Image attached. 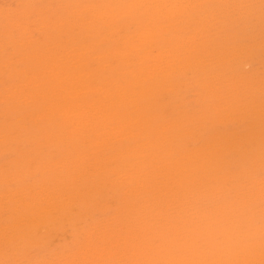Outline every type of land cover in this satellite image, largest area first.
Wrapping results in <instances>:
<instances>
[{
	"label": "bare ground",
	"instance_id": "bare-ground-1",
	"mask_svg": "<svg viewBox=\"0 0 264 264\" xmlns=\"http://www.w3.org/2000/svg\"><path fill=\"white\" fill-rule=\"evenodd\" d=\"M29 1V0H28ZM39 1V0H38ZM80 1V0H79ZM84 1V0H83ZM81 2L79 4H77L75 1V3L77 4L76 6L72 7V10H70L69 12V19H75V22L71 21L70 25H69V29L71 30H75V33L71 34V41L74 40L71 43V47H66L64 49L68 51L66 52V54L62 53V49L61 52L57 51V47L59 44L55 45L56 48H54L51 53H49L47 55V53H45L43 51V55L38 56L41 54H37L36 56V63L37 64H41L42 65V69H39V73L40 70L43 72L38 75V77H34V75H37V73L33 72L32 77L30 76H25L24 81H20L19 84L17 86H14L13 88V96L15 97V102L11 105H13V109L14 112H16L18 115L20 114V116H22L23 119H28V121L35 123V128L37 129L40 137L45 138V146L51 142H59L61 143V147H62V152L65 154L62 156L63 160H59L57 157V159L54 157V159L52 158L53 155L50 157V161L53 159L54 161H56V163L58 162L57 160H59L60 162V167H65L67 170V174L69 176L70 179H78L79 177L81 178L82 175L87 174L86 172H84V168L86 163L87 165H89L90 167L92 166V164L96 163V162H100L101 160H103V162H107L110 161L109 164H113L111 166H102V164L98 163L100 166L95 167V169L92 168L93 170H97V171H92L91 173H88V175L86 176H96V175H103V177H107L108 176V171L109 172H114L116 173V175H114V177H118V179H116L118 181V183L115 185L118 191H122L125 193V196L123 197V203L125 201V204L129 207L126 208V212L125 214H122V216L120 217L119 215H114L113 218L111 219L113 221V225L118 224L121 221H125L127 222L128 227H130L129 229H134L135 231H138L142 237V239L139 241H136L137 239V234L133 233L134 235H128L130 233L131 230H129L128 234H125L127 236L122 237L123 239V244H122V251H117L114 250L113 252H110L109 250L111 248H108L106 250H103L102 252L104 253V251L106 252H110L111 255L110 256H114V255H120L118 256V259H120L121 254L125 251V253L127 254V263L129 264H240L239 261H241V259L244 262V259L246 258L249 262H251L253 259L255 260L256 258L262 259L264 258V241L260 245L259 247L257 246V240H253L250 241L249 237L256 235L258 231H260L262 229L263 226L257 225V219L254 215H252L253 217H251L250 215H248V217L246 218V216H244L242 214V211H240V209L237 208H233V210H230V212H224L225 214H223L222 216L219 215V212H223V210L225 211L228 206H230L231 203H237L238 201L241 200V202L239 203L241 205L242 201L245 199L249 200H254L256 198H260V195H262L264 197V188L263 186H261V189H258L256 191L257 194H255V189L254 192H250L252 191V189L250 190H245V188H243V184L242 183L243 180L242 176H241V171L240 174L239 172L236 174L237 176L233 177L234 174L231 176V174H229V172H227V167L225 166V164H219L216 168H212L210 167V162H212V158H214L212 155L214 154L215 151L213 150H208L212 145H217L219 147V150L216 152H224V150L226 148L232 147L236 144V141L234 139H230L229 138H220V139H216L215 142L209 143V144H205V148H201L199 150H197L195 153H193V155L186 153L184 150V148L182 147V145L179 142H175V143H169L167 145H159V142L157 144V140L160 137V131L162 133V131H165L167 134L169 132L172 131V123L171 125L169 124V121L167 124L168 127L166 126V128H163L165 126H163L162 123V118L163 115L160 112V109L157 107L154 110L152 109V111H150L149 113L147 112H139L140 107H138L135 104H139L140 102L142 103V107L143 109H146V101L148 102L147 98H152L151 95H156L159 90L164 89V90H171L173 89V85L174 82H169L170 84L173 83L172 88L171 85L168 84V82L166 81V78L169 79V77L171 78V74L173 72H180L183 68H185V64H186V57L188 58V64L190 62V60H195L197 59V56L200 55V44H204L203 39L206 40V38H203L202 36L200 37V34L198 35L197 33L195 34H191L193 32H191L189 34L190 39L189 42L186 43V41H184L180 36H177V34L174 32L175 29H179L181 27H179L176 23L178 21H182V19H185L184 21H190L193 23H196L198 20H201V24H203L204 22H202V18L200 15H204L206 16H211V18H215V15L213 14L214 11V6H210L209 3L210 2H214L217 1V3H219L220 5H222L223 3L227 2V0H88L85 2ZM123 3H122V2ZM170 1H172L173 3H170ZM240 1V0H239ZM247 1V0H246ZM4 2V1H3ZM11 2V1H10ZM50 2V1H48ZM69 2V1H67ZM231 2V0H230ZM242 2V1H241ZM252 2V1H251ZM31 3V2H28ZM34 3V2H33ZM58 3V2H57ZM61 3V1H60ZM58 3V4H60ZM72 3V2H70ZM69 3V4H70ZM253 3V2H252ZM263 3V1H262ZM36 4V3H35ZM51 4V2H50ZM67 3H65L63 6L65 7ZM123 4V5H122ZM228 4V3H227ZM226 4V5H227ZM245 4V3H244ZM248 4V3H247ZM260 4V1H259ZM29 5V4H28ZM32 5V4H31ZM45 5V4H44ZM68 5V4H67ZM74 5V4H73ZM238 5V3H237ZM257 5V4H256ZM1 6V5H0ZM27 6V4H26ZM215 6H218V4H216ZM225 6V5H224ZM223 6V7H224ZM229 6V5H228ZM245 6V5H244ZM255 6V5H254ZM260 6V5H258ZM257 6V7H258ZM263 6V5H261ZM260 6V7H261ZM49 7V6H48ZM52 7V6H50ZM59 7V6H58ZM68 7V6H67ZM227 7V6H226ZM240 7V6H239ZM3 8V7H2ZM8 8V7H7ZM5 7V9H7ZM57 8V7H55ZM225 8V7H224ZM233 8V7H232ZM245 8V7H244ZM253 8V7H252ZM259 8V7H258ZM16 9V8H14ZM33 9V6H32ZM44 9V8H43ZM46 9L47 5H46ZM50 9V8H49ZM67 9V8H66ZM219 9V8H218ZM226 9V8H225ZM229 9V8H228ZM240 9V8H239ZM248 9V8H247ZM251 9V7H250ZM249 9V10H250ZM256 9V8H253ZM30 10V9H29ZM38 10V8H37ZM45 10V9H44ZM247 10V12L249 11ZM262 10V9H261ZM259 9V11H261ZM31 11V10H30ZM219 11V10H218ZM216 11V12H218ZM233 11V10H232ZM242 11H244L242 9ZM253 11V10H252ZM257 11V10H256ZM21 12H23L21 10ZM43 12V11H42ZM47 12V10H46ZM215 12V11H214ZM215 12V13H216ZM224 12V10H223ZM2 13V12H1ZM0 13V14H1ZM68 13V12H67ZM234 13V12H233ZM246 13V12H245ZM250 13V12H249ZM256 12H254L255 14ZM262 13V12H259ZM257 13V14H259ZM5 14V12H4ZM15 14V13H14ZM17 14V13H16ZM21 14V13H20ZM47 14V13H46ZM219 14V13H218ZM221 14V13H220ZM226 14V12L224 13ZM222 13V15H224ZM228 14V13H227ZM230 14V12H229ZM232 14V13H231ZM27 15V14H26ZM53 15V14H52ZM61 14L57 15V18H60ZM214 15V16H213ZM222 15H221V19H222ZM6 16V15H5ZM11 16V14L9 15ZM21 16V15H20ZM17 17V19H19V17ZM23 16V15H22ZM217 16V15H216ZM238 16V15H237ZM247 16V14H246ZM256 16V14H255ZM12 17V16H11ZM51 18V15L49 16ZM224 17V16H223ZM228 17V16H227ZM236 17V16H235ZM240 17V16H239ZM245 17V16H244ZM257 17V16H256ZM255 17V18H256ZM25 18V17H24ZM48 18V17H45ZM56 18V17H55ZM97 18H100L97 19ZM201 18V19H200ZM204 18V17H203ZM209 18V17H208ZM246 18V17H245ZM258 18V17H257ZM33 19V18H32ZM35 19H38V17ZM44 19V18H43ZM52 19V18H51ZM50 19V22H51ZM69 19H65V20H69ZM98 21H96V20ZM206 19V18H205ZM210 19V18H209ZM244 19V18H243ZM252 19V17H251ZM259 19V18H258ZM264 19V18H263ZM27 20V19H26ZM41 20V19H40ZM64 20V21H65ZM94 20L96 22H94ZM204 20V19H203ZM23 21V20H22ZM21 21V23H22ZM45 21V20H44ZM53 21V20H52ZM56 21V20H55ZM54 21V23H55ZM60 21V22H59ZM58 22L61 23H66V22H61V20H59ZM183 21V22H184ZM214 21V20H212ZM210 21V23L212 22ZM248 21V20H247ZM14 22V21H12ZM49 22V20H48ZM100 22V23H99ZM217 22V21H216ZM240 22V21H239ZM253 22V21H252ZM257 22V21H255ZM16 23V22H15ZM19 23V22H18ZM17 23V24H18ZM27 23V22H26ZM32 23V22H31ZM30 22L28 24H31ZM44 23V22H43ZM53 23V24H54ZM175 23V26H171V24ZM209 23V24H210ZM215 23V21H214ZM213 23V24H214ZM251 23V22H250ZM27 24V25H28ZM33 24V23H32ZM45 24V23H44ZM51 24V23H49ZM56 24V23H55ZM54 24V25H55ZM60 24H59V29H60ZM130 25H133L134 28L133 30L128 33L125 32L124 30H126V28ZM200 24V26H201ZM208 24V25H209ZM256 24V23H255ZM23 25V24H22ZM20 25V26H22ZM25 25V24H24ZM27 25H25V28H27ZM47 25V24H46ZM63 25L61 26V28H63ZM66 25V24H65ZM64 25V28H65ZM177 25V26H176ZM180 25V23H179ZM186 25V24H185ZM190 25V24H188ZM187 25V26H188ZM205 25V24H203ZM252 25V24H251ZM261 25V24H260ZM43 25H40V27ZM67 26V25H66ZM191 26V25H190ZM235 26V25H234ZM248 25H246L247 27ZM8 27V26H7ZM30 27H32V25H30L28 28V30L30 31ZM130 27V26H129ZM179 27V28H177ZM183 27V25H182ZM202 27V26H201ZM239 27V26H238ZM242 27V26H241ZM245 27V28H246ZM24 28V26H23ZM39 28V27H38ZM44 28V27H43ZM203 28V27H202ZM201 28V29H202ZM214 28V27H213ZM95 29V30H92ZM97 29V30H96ZM104 29V30H102ZM105 29H108V31H112L115 33V35L117 36L115 39H113V37L111 35H113L114 33L111 32V34H109V38H106L107 33H106V37H103V35L105 34ZM200 28L197 27V29L195 31H198ZM200 29V31H201ZM204 29V28H203ZM223 29V28H222ZM237 29V28H236ZM2 30V29H1ZM27 30V29H26ZM65 30V29H64ZM94 31L92 34L96 32H103L102 34H100V37H103L100 41L97 42L98 43H88L89 41H87L86 45L84 43V45H80L77 44V40L79 41V39L81 38L80 35L84 32V31ZM99 30V31H98ZM128 30V29H127ZM181 30V29H180ZM190 30V29H189ZM240 30V29H239ZM39 31V30H38ZM63 31V30H62ZM105 31V32H104ZM120 31H123V34H120ZM210 31V28H209ZM221 31V30H220ZM258 31V30H257ZM260 31V30H259ZM12 32V31H11ZM59 32V31H58ZM67 32V29H66ZM71 32V31H70ZM73 32V31H72ZM100 32V33H101ZM175 33V34H172ZM179 32V31H178ZM202 32V31H201ZM200 32V33H201ZM216 32V31H215ZM214 32V33H215ZM241 32V31H240ZM239 32V33H240ZM261 32V31H260ZM6 33V31H5ZM49 33V31H48ZM52 33V32H51ZM50 33V36L53 35ZM89 32H86V34ZM110 33V32H108ZM171 33V34H170ZM259 33V32H258ZM8 34V32H7ZM22 34V33H21ZM57 34V33H56ZM85 34V32H84ZM97 34V33H95ZM94 34V35H95ZM99 34V33H98ZM168 34V35H167ZM251 34V33H250ZM255 34V32H254ZM14 35V34H13ZM89 35V34H88ZM86 35V36H88ZM91 35V34H90ZM89 35V36H90ZM200 38H198V36ZM202 35V34H201ZM204 35H206L204 33ZM226 35V34H225ZM247 35V34H246ZM85 36V35H84ZM98 36V37H99ZM110 36L112 37L110 39ZM114 36V35H113ZM196 36L198 39H196ZM210 36V34H209ZM215 36V35H214ZM217 36V34H216ZM237 36V34H236ZM235 36V37H236ZM252 36V35H251ZM260 36V34H259ZM14 38V36H12ZM97 37V38H98ZM183 37V36H182ZM192 37V38H191ZM208 37V36H207ZM238 37V36H237ZM4 38V37H3ZM42 38V37H41ZM53 39V37H51ZM63 38V37H62ZM69 38H67L69 40ZM83 38V37H82ZM186 38V37H185ZM189 38V37H188ZM234 38V37H233ZM65 39V41L67 40ZM100 39V38H99ZM107 39V40H106ZM211 39V38H210ZM250 39V38H249ZM254 39V38H253ZM256 39V38H255ZM254 39V40H255ZM64 39L60 40L63 41ZM95 40V41H96ZM106 40V41H105ZM188 40V39H187ZM217 40V39H216ZM232 40V39H231ZM237 40V39H236ZM264 40V39H263ZM2 41V39H1ZM0 44L3 43V41ZM5 41V40H4ZM18 41H20L18 39ZM22 41V40H21ZM20 41V43H21ZM26 40H23V42ZM30 41V40H29ZM29 41L27 43H29ZM55 41H57V39H55ZM70 41V42H71ZM84 41H86L84 39ZM83 41V42H84ZM92 41V40H91ZM108 42L110 45H112L110 48H106V50H104V47L101 48V42ZM192 41V42H191ZM208 41V40H207ZM221 41V40H220ZM218 41V42H220ZM8 42V40H7ZM22 42V43H23ZM64 42V41H63ZM93 42V41H92ZM222 42V41H221ZM240 42V41H239ZM238 42V45H240V43ZM248 42V41H247ZM256 42V41H255ZM19 43V42H18ZM31 43V42H30ZM29 43V44H30ZM48 43V42H47ZM67 44V42H65ZM64 43V44H65ZM264 43V42H261ZM5 44V43H3ZM28 44V45H29ZM32 44V43H31ZM218 44V43H217ZM237 44V43H236ZM243 43H241L242 45ZM7 45V44H6ZM33 45V44H32ZM40 45V44H39ZM47 45V44H46ZM49 45V43H48ZM108 45V44H107ZM106 45V46H107ZM233 45V44H232ZM263 45V44H262ZM8 46V45H7ZM14 46V45H13ZM30 46V45H29ZM51 46V45H50ZM109 46V45H108ZM236 46V45H235ZM43 47V45H42ZM47 49V46H44ZM43 47V48H44ZM54 47V46H51ZM216 47V46H215ZM263 47V46H262ZM10 48V47H9ZM203 48V47H202ZM250 48V47H249ZM261 48V47H260ZM45 51H48L46 50ZM19 50V49H18ZM17 50V51H18ZM23 50V49H22ZM60 50V49H58ZM204 50V49H203ZM215 50H217L215 48ZM221 50V49H220ZM223 50V49H222ZM221 50V51H222ZM235 50V49H234ZM21 51V50H20ZM212 51V50H211ZM209 51V52H211ZM6 52V51H5ZM34 52V51H33ZM32 52V53H33ZM65 52V51H64ZM213 52V51H212ZM211 52V53H212ZM215 52V51H214ZM213 52V53H214ZM217 52V51H216ZM251 52V51H250ZM18 53V52H17ZM212 53V54H213ZM234 53V52H233ZM252 53V52H251ZM6 54V53H5ZM35 54V53H34ZM32 54V55H34ZM60 54H62V56H60ZM64 54V55H63ZM217 54V53H215ZM239 54V53H238ZM3 55V54H2ZM0 55V56H2ZM10 55V54H9ZM12 55V54H11ZM27 55V54H26ZM31 55V56H32ZM78 55V56H75ZM228 55V53H227ZM28 56V55H27ZM185 56V57H184ZM204 56V55H203ZM210 56V55H209ZM216 56V55H215ZM214 56V57H215ZM24 57V56H22ZM21 57V58H22ZM74 57V58H73ZM200 57V56H199ZM254 57V56H253ZM28 58V57H27ZM30 58V57H29ZM213 58L210 57V59ZM218 58V57H217ZM227 58V57H226ZM230 58V57H229ZM228 58V60H229ZM232 58V56H231ZM16 59V58H13ZM23 59V58H22ZM21 59V61H22ZM26 59V58H24ZM34 59V58H33ZM113 59V63L112 60ZM203 59V58H202ZM201 59V61H202ZM233 59V58H232ZM3 60V59H2ZM11 60V59H10ZM216 60V59H215ZM212 61V62H215ZM219 60V58H218ZM4 61V60H3ZM2 61V62H3ZM12 61V60H11ZM20 61V60H19ZM96 61V66L95 67H91L93 65V63L91 64V62ZM106 61V64H105ZM111 61V63H110ZM198 61V60H197ZM9 62V61H6ZM18 62V61H17ZM210 62V61H209ZM208 62V63H209ZM211 62V63H212ZM14 63V61H13ZM12 63V64H13ZM196 63V62H195ZM195 63L192 62V64L194 65ZM201 64V62H199ZM207 63V61H206ZM233 63V62H232ZM5 63L3 62V65ZM11 64V63H10ZM25 64V63H24ZM34 64V61H33ZM204 62H202V66H203ZM222 64V62H221ZM1 65V63H0ZM205 65V64H204ZM17 66V65H16ZM35 67V65H32ZM29 65V67H32ZM196 66V65H195ZM200 66V65H199ZM214 66V65H213ZM231 66V65H230ZM14 67V66H13ZM19 67V65H18ZM16 67V68H18ZM28 67V66H27ZM25 70L30 71V68H28ZM127 67H129V69H126ZM188 67V66H187ZM190 67V65H189ZM197 67V66H196ZM263 67V66H262ZM1 68V67H0ZM105 68L108 69V71H111L110 76L112 74V72L114 73L115 77L114 78H110V76H105V74H101V71H103ZM191 68V67H190ZM212 68V67H211ZM244 68V67H243ZM246 68V67H245ZM5 69V68H4ZM20 70L22 68H19ZM35 69V68H34ZM125 69V70H124ZM196 69V68H195ZM206 69V68H205ZM205 69H203L205 71ZM210 69V68H208ZM207 69V71H208ZM18 70V69H17ZM186 70V69H183ZM188 70V69H187ZM190 70V69H189ZM5 71V70H4ZM19 71V70H18ZM33 71V70H32ZM229 71V70H228ZM247 71V70H246ZM188 72V71H186ZM227 72V71H226ZM242 73V72H241ZM263 73V72H262ZM187 74V73H186ZM215 74V72H214ZM233 74V73H232ZM12 75V74H11ZM10 75V76H11ZM213 75V74H212ZM224 75V74H223ZM244 75V74H243ZM257 75V74H256ZM262 75V74H261ZM190 76V75H189ZM232 76V75H231ZM254 76V75H253ZM12 77V76H11ZM18 77V76H17ZM187 77V76H186ZM205 77L204 75L202 76V78ZM207 77V76H206ZM209 77V76H208ZM249 77V75H248ZM3 78V77H2ZM0 78V79H2ZM174 78V77H173ZM201 78V80H202ZM212 78V77H211ZM241 78V77H238ZM237 78V79H238ZM251 78V77H250ZM197 79V78H196ZM233 79V78H232ZM205 80V79H204ZM214 80V79H213ZM213 80H209V81H213ZM227 80V79H226ZM4 82V80H2ZM170 81V80H168ZM219 81V80H218ZM237 80H234V82H236ZM241 81V80H240ZM239 81V82H240ZM244 81V80H243ZM242 81V82H243ZM21 82L23 84H21ZM200 82V81H199ZM214 83H216L215 81H213ZM221 82V81H220ZM248 82V81H247ZM5 83V82H4ZM250 83V82H249ZM254 83V81L252 82ZM21 84V85H20ZM178 84L177 82L175 83V85ZM196 84V83H195ZM202 84V82H201ZM209 84V83H207ZM232 84V83H231ZM234 84V83H233ZM232 84V85H233ZM182 85V84H180ZM204 85V84H203ZM218 85V84H217ZM230 85V84H229ZM231 85V86H232ZM239 85V84H238ZM12 86V85H11ZM177 86V85H176ZM187 86V85H186ZM202 86V85H201ZM205 87L207 85H204ZM211 86V85H210ZM220 86V85H218ZM252 86V84H251ZM250 86V87H251ZM8 87V86H7ZM5 87V89L7 88ZM179 87V86H177ZM182 87V86H181ZM188 87V86H187ZM190 87V86H189ZM188 87V88H189ZM208 87V86H207ZM229 87V86H227ZM235 87V86H234ZM247 86H245L246 88ZM249 87V88H250ZM9 88V87H8ZM7 88V89H8ZM183 88V87H182ZM210 88V87H209ZM208 88V89H209ZM215 88V86H214ZM220 88V87H219ZM243 88H244V84H243ZM248 88V87H247ZM252 88V87H251ZM192 89V88H191ZM233 89V88H232ZM237 91V88H235ZM196 90V89H195ZM218 90V88H217ZM243 90V89H242ZM242 90L239 89V91L242 92ZM249 90V89H248ZM211 91V90H210ZM228 91V90H227ZM244 91V90H243ZM4 92V91H3ZM12 94L9 91H6V93ZM12 92V90H11ZM161 92V91H160ZM164 92V91H163ZM173 92V91H172ZM209 92V91H208ZM6 93H4L3 95H5ZM7 93V94H8ZM260 93V92H259ZM162 94V93H161ZM164 94V93H163ZM162 94V95H163ZM222 94V93H221ZM251 94V92H250ZM2 95V96H3ZM200 95V94H199ZM238 95V93H237ZM240 95V94H239ZM245 95H248L247 93ZM1 96V99L3 98ZM8 96V95H7ZM6 96V100L9 99V97ZM178 96V95H177ZM229 96V95H228ZM241 96V95H240ZM249 96V95H248ZM163 97V96H161ZM235 97V96H234ZM8 98V99H7ZM12 97H10L11 99ZM164 98H166V96H164ZM236 98V97H235ZM239 98V97H238ZM262 98V97H261ZM9 99V100H10ZM230 99V97H229ZM226 99V100H229ZM244 99V98H243ZM160 100V99H159ZM220 100V98L218 99ZM222 100V99H221ZM220 100V101H221ZM225 100V99H224ZM233 100V99H232ZM239 100V99H238ZM250 100V99H249ZM3 101V100H0ZM5 101V100H4ZM220 101L217 102L220 104ZM153 102V101H152ZM223 101H221L222 103ZM150 103V101H149ZM216 103V104H217ZM231 103V101H230ZM238 103V102H237ZM252 103V102H251ZM159 104V103H157ZM224 104V103H223ZM222 104V105H223ZM161 105V104H160ZM218 105V104H217ZM228 105V103H227ZM232 105V104H230ZM250 105V104H249ZM252 105V104H251ZM250 105V106H251ZM255 105V104H254ZM8 106V105H7ZM141 106V105H140ZM209 106V105H207ZM225 106H226V102H225ZM238 105H236L237 107ZM246 106V105H245ZM170 107V106H169ZM232 107V106H231ZM151 108V107H150ZM154 108V106H153ZM224 108V107H222ZM248 108V107H247ZM168 109V108H167ZM220 109V108H219ZM240 109V108H239ZM243 109V108H242ZM241 109V110H242ZM217 110V108H216ZM235 110V109H234ZM245 110V109H244ZM254 110V109H253ZM257 110V109H256ZM259 110V109H258ZM13 111V110H12ZM148 111V110H147ZM185 111V110H184ZM203 111V110H202ZM239 111V110H238ZM252 111V110H251ZM6 112V110H5ZM163 112V111H162ZM215 112V111H214ZM231 112V111H230ZM236 112V111H235ZM234 112V113H235ZM241 112V111H240ZM249 112V111H248ZM258 112V111H256ZM260 112V111H259ZM168 113V112H167ZM166 113V114H167ZM222 113V112H221ZM224 113V112H223ZM222 113V115H223ZM229 113V111H228ZM132 114V115H131ZM183 114V113H182ZM193 114V113H192ZM236 114V113H235ZM243 114V113H242ZM251 114V113H250ZM258 114V113H257ZM2 115V114H1ZM206 115V114H205ZM224 115H226L224 113ZM8 116V115H7ZM185 115V119H186ZM17 117V116H16ZM165 117V116H164ZM179 117V116H178ZM190 117V116H188ZM223 117V116H222ZM244 117V115H243ZM247 117V116H246ZM258 117V116H257ZM260 117V116H259ZM5 118V117H4ZM8 118V117H7ZM6 118V119H7ZM20 118V117H19ZM176 118V117H175ZM200 118V117H199ZM198 118V119H199ZM212 118V117H211ZM234 118V117H233ZM231 118V120L233 119ZM236 118V117H235ZM5 119V120H6ZM10 119V118H9ZM18 119V117L16 118ZM14 119V121L16 120ZM180 119V118H179ZM219 119V118H218ZM245 119H250V118H245ZM255 119V118H254ZM8 120V119H7ZM192 120V119H190ZM189 120V121H190ZM187 121V120H186ZM198 121V120H197ZM224 121V120H223ZM239 121V120H238ZM8 122L10 123V121L8 120ZM191 122V121H190ZM221 122V121H220ZM241 123V119L239 121ZM225 123V122H224ZM24 124V122H23ZM29 124V123H28ZM32 124V123H31ZM187 124V123H186ZM200 124V123H199ZM219 124V123H218ZM228 124V123H227ZM249 124V123H248ZM14 124H10L9 128H11ZM15 125H21L19 124V121H15ZM195 125V124H194ZM225 125V124H224ZM17 126V127H18ZM27 126V125H25ZM32 126V125H31ZM192 126V125H191ZM228 126V125H227ZM256 126V124H255ZM8 127V125H7ZM16 127V128H17ZM24 127V126H22ZM169 127L171 129H169ZM174 127V126H173ZM179 127V124H178ZM181 127V125H180ZM251 127V126H249ZM248 127V128H249ZM258 127V126H257ZM16 128H14L16 130ZM224 128V126H223ZM253 128V127H251ZM255 128V127H254ZM13 129V130H14ZM261 129V128H260ZM259 129V130H260ZM13 130H9L8 134L4 133L5 137L0 134V141H4L5 145H7L10 140L12 141V138H14V136L10 135V133L13 132ZM14 130V132H15ZM223 130V129H222ZM1 131V128H0ZM11 131V132H10ZM191 131V130H190ZM222 132V131H221ZM1 133V132H0ZM16 133V132H15ZM176 133V132H174ZM203 133V132H202ZM220 133V132H219ZM223 133V132H222ZM232 133V131H231ZM7 134V135H6ZM18 134V133H17ZM16 134V135H17ZM31 134V133H30ZM178 134V133H177ZM196 134V133H195ZM224 134V133H223ZM246 134V133H244ZM249 134V133H248ZM162 135V134H161ZM180 135V134H179ZM199 135V134H198ZM30 136V135H29ZM33 136V135H31ZM36 136V135H35ZM174 136V135H173ZM177 136V135H176ZM200 136V135H199ZM218 136V135H217ZM236 136V135H235ZM4 137V138H3ZM16 137V136H15ZM51 137H53V140H49L51 139ZM166 137V136H165ZM164 137V138H165ZM178 137V136H177ZM216 137V136H215ZM255 137V136H254ZM32 138V137H31ZM162 138V137H161ZM160 138V139H161ZM163 138V140H164ZM260 138V137H259ZM19 140H21L20 138H17ZM30 139V138H29ZM34 139V138H33ZM166 139V138H165ZM173 139H175L173 137ZM215 139V138H214ZM14 140V139H13ZM65 140V141H63ZM176 140V139H175ZM196 140V139H195ZM247 140V139H246ZM29 141V140H28ZM43 141V140H42ZM117 141H123V143L117 144L116 146H112L115 142ZM174 141V140H173ZM188 141V140H187ZM255 141V140H254ZM30 142V141H29ZM28 142V143H29ZM36 142H40V141H36ZM163 141L161 140V143ZM196 142V141H195ZM204 142V141H203ZM131 143L132 145L128 146L127 144ZM160 143V144H161ZM164 143V142H163ZM52 144V143H51ZM189 144V142H188ZM10 145V144H9ZM8 145V146H9ZM19 145V144H18ZM42 145V143H41ZM57 145V144H56ZM191 145V143H190ZM193 145V144H192ZM4 146V145H3ZM240 146V144H239ZM1 147V146H0ZM17 147V146H16ZM19 147V146H18ZM42 147V146H41ZM186 147V146H185ZM191 147V146H190ZM189 147V148H190ZM198 148V147H197ZM196 148V149H197ZM15 149V148H14ZM17 149V148H16ZM186 149V148H185ZM195 149V150H196ZM259 149V148H258ZM11 150V149H10ZM19 150V149H18ZM21 150V148H20ZM116 152L114 154L111 153V151H115ZM207 150V151H205ZM9 151V150H8ZM17 151V150H16ZM25 151V150H24ZM228 151V150H227ZM15 152V151H14ZM21 152V151H20ZM44 152V151H43ZM107 152H110L109 154H107ZM3 153V152H2ZM19 153V152H18ZM260 153V152H259ZM226 154V152H225ZM10 155V154H9ZM56 155V154H55ZM61 155V154H60ZM179 156V158H181L182 160H186L184 161V163H182V166L180 165V168H178V166L176 163V157ZM231 156V155H230ZM257 156V155H256ZM21 157V156H20ZM25 157V156H24ZM37 157V156H36ZM35 157V158H36ZM226 157V156H225ZM224 157V158H225ZM17 158V157H16ZM15 158V159H16ZM27 158V157H26ZM32 158V156H31ZM30 158V159H31ZM34 158V156H33ZM40 158V157H39ZM60 158V157H59ZM223 158V157H222ZM261 158V157H260ZM21 159V158H20ZM24 159V158H23ZM29 160V158H27ZM26 159V160H27ZM56 159V160H55ZM44 160V158H43ZM179 160V159H178ZM217 160V159H216ZM222 160V159H221ZM225 160V159H224ZM239 160V159H238ZM21 160H19L20 162ZM31 161V160H30ZM33 161V160H32ZM39 161V160H38ZM49 162L51 165L50 167L55 166V162ZM215 161V160H214ZM263 161V160H262ZM17 161H15L16 163ZM26 162V161H25ZM24 162V163H25ZM40 162V161H39ZM38 162V163H39ZM86 162V163H85ZM113 162V163H112ZM188 162V163H187ZM222 162V161H221ZM256 162V161H255ZM260 162V161H259ZM30 162H28L29 164ZM32 163V162H31ZM30 163V164H31ZM33 163H35L33 161ZM187 163V164H186ZM226 163V162H225ZM4 164V163H3ZM1 163V165H3ZM21 164V163H20ZM43 164H47L44 163V161L42 162V166ZM85 164V165H84ZM93 164V165H94ZM105 164V163H104ZM186 164V165H185ZM217 164V163H216ZM257 164V163H256ZM19 165V164H18ZM69 165V166H68ZM97 165V164H96ZM10 166V165H9ZM29 166V165H28ZM27 166V167H28ZM58 166V167H59ZM89 166H87L86 168H89ZM246 166V165H245ZM1 167V166H0ZM16 167V166H15ZM31 167V166H30ZM46 165H44V169H42L43 171L46 170L45 169ZM49 167V165H48ZM47 167V168H48ZM52 167V168H54ZM82 170H80V169ZM231 168V167H230ZM259 168V167H258ZM4 170V167L1 168ZM20 169V168H19ZM29 169V168H28ZM36 169V168H34ZM49 169V168H48ZM47 169V170H48ZM59 169V168H58ZM79 169V170H78ZM173 169L176 170L175 172H173ZM254 169V167H253ZM252 169V171H253ZM40 170L42 173L43 171ZM89 170V169H88ZM5 171V170H4ZM10 171V170H9ZM19 171V170H18ZM17 171V172H18ZM87 171V169L85 170ZM244 171V170H243ZM246 171V170H245ZM244 171V172H245ZM258 171V170H257ZM33 172V171H32ZM49 172V170H48ZM56 172V170H55ZM81 174H80V173ZM261 172V171H260ZM264 172V171H263ZM262 172V173H263ZM6 173V172H5ZM108 173V174H107ZM175 173V175L173 174ZM233 173V172H232ZM7 174V173H6ZM25 174V173H24ZM27 174V173H26ZM35 174V173H34ZM32 174V175H34ZM204 175L203 180L200 183H197L195 180L197 177ZM243 174V173H242ZM5 176V174H3ZM2 175L1 179L3 178H7L6 176L4 177ZM19 175V172H18ZM16 173V176H18ZM55 175V173H54ZM57 175V174H56ZM259 175V174H258ZM53 176V175H52ZM59 176V175H58ZM61 176V175H60ZM59 176V177H60ZM101 176L99 178H101ZM249 175H247L248 177ZM252 176V175H251ZM253 175V179H254ZM14 177V175H13ZM22 177V176H21ZM98 177V176H97ZM113 177V178H114ZM232 177V179L230 178ZM260 177V176H259ZM24 178V177H23ZM41 178V177H40ZM51 178V177H50ZM61 178L64 179V177L61 176ZM79 178V179H80ZM82 178H84V176H82ZM91 179L94 177H90ZM111 178V179H113ZM252 178V177H251ZM8 179V178H7ZM6 179V180H7ZM52 179V178H51ZM59 179V178H58ZM61 179V180H63ZM97 179V178H96ZM198 179V178H197ZM201 179V178H200ZM257 179V177H256ZM259 179V178H258ZM262 180H264L263 178H261ZM10 180V179H9ZM7 180V181H9ZM100 180V179H99ZM98 180V181H99ZM109 180V179H108ZM245 180V179H244ZM250 180V179H249ZM248 180V181H249ZM17 181V178H16ZM66 181V180H65ZM64 181V182H65ZM96 182V180H94ZM102 181V180H101ZM114 181V180H113ZM112 181V182H113ZM116 181V182H117ZM247 181V180H246ZM2 182V180H1ZM11 182V180H10ZM14 182V181H12ZM70 182V181H69ZM67 183L62 185L63 181L60 182L59 184L56 185V187H58L60 194L58 196H54L51 192V190L49 189V191L47 190L45 193L42 192L43 194H41V196L39 197V195H37L39 198L35 200L31 199V201L27 198L26 202H24V200L20 199V203L18 202L19 205L15 204L14 202H12L13 204L17 205L15 207V210L17 208H28L30 206V211H32V207L33 208H39L37 209L38 212L40 210V212H44V205L41 207V203H45L48 202V200H51L50 202V208L52 207H56L51 203H56L60 204L61 202V196L64 194L66 198V195L68 197V192H70V194H73L72 196L69 195V199H71L70 197H72L73 199H71L73 202L82 204V201H86L90 200L91 197V190L89 188V186L87 185V188L85 189L84 187L80 188L83 190L80 191L78 190L79 188L76 189V183ZM76 182V181H75ZM252 182V181H251ZM256 182V181H255ZM259 182V181H258ZM5 183V181H4ZM8 183V182H7ZM6 183V184H7ZM99 183H101L99 181ZM103 183V182H102ZM110 183V182H109ZM139 184L140 187L143 186L144 188H146V191H149L150 194L152 195L150 202H148V200L139 203L140 205L138 207H132L131 205L134 204V202L138 199V195H140L133 187L136 186H132V184ZM215 183V184H214ZM260 183V182H259ZM261 183H264V181H262ZM26 184V183H25ZM30 184V183H29ZM35 184V183H33ZM37 184V183H36ZM41 184V183H40ZM88 184V183H86ZM111 184V183H110ZM5 185V184H4ZM28 185V184H26ZM44 185V184H43ZM48 185V184H47ZM104 185V184H103ZM113 185V186H114ZM138 185V186H139ZM198 185V187H197ZM201 185V187H200ZM260 185V184H259ZM264 185V184H262ZM23 186V185H22ZM45 186V185H44ZM52 186V185H51ZM50 186V187H51ZM55 186V185H54ZM256 186V185H255ZM16 187V186H15ZM28 187V186H25ZM43 187V186H42ZM49 187V188H50ZM95 187V186H93ZM140 187L138 189H140ZM204 187V191L203 188ZM245 187V186H244ZM249 187V186H248ZM4 188V187H3ZM1 188V190L3 189ZM9 188V187H8ZM34 188V187H33ZM32 188V189H33ZM45 188V187H44ZM48 188V187H47ZM53 188V186H52ZM143 188V189H144ZM202 188V189H201ZM255 188V187H254ZM258 188V186L256 187ZM10 189V188H9ZM20 189V188H19ZM22 189V188H21ZM31 189V190H32ZM85 189V190H84ZM92 189V188H91ZM101 189V188H100ZM123 189V190H122ZM142 189V190H143ZM0 190V191H1ZM5 190V189H4ZM12 190V189H10ZM16 191V189H14ZM18 190V188H17ZM37 190V189H36ZM34 190V192L36 191ZM44 191V189H39V191ZM46 190V189H45ZM8 191V190H7ZM22 191V190H21ZM24 191V190H23ZM22 191V193H23ZM38 191V192H39ZM74 191V192H73ZM144 191V190H143ZM196 191V192H195ZM2 192V191H1ZM4 192V191H3ZM11 193L14 191H10ZM9 192V194H10ZM25 192V191H24ZM36 192V193H38ZM80 192V193H79ZM103 192V191H102ZM109 192V191H107ZM206 194V198H211V203L208 204V206L206 208H204L201 212L199 210V207L196 208L194 206H192L193 211L191 212V207L190 210L188 212H190L191 214H189V216H186L188 218H185V213L186 208L185 204H187L186 201H188L189 199L187 197H193L195 198L196 195L200 196L202 195V193ZM16 193V192H15ZM19 193V192H18ZM17 193V194H18ZM30 193V192H29ZM32 191H31V195H32ZM35 193V196H36ZM41 193V192H40ZM58 193V192H57ZM96 194H101L99 189L97 191H95ZM123 193V194H124ZM142 193V192H141ZM200 193V194H199ZM4 194V193H3ZM5 194L7 195V192H5ZM34 194V193H33ZM1 195V194H0ZM16 194H12L10 196H14ZM44 195V196H43ZM143 195V194H142ZM2 196V195H1ZM0 196V197H1ZM17 196V195H16ZM23 197V195H21ZM20 196V197H21ZM144 196V195H143ZM187 196V197H185ZM257 196V197H254ZM261 196V197H262ZM15 197V196H14ZM13 197V198H14ZM19 194H18V198ZM31 197H34L31 196ZM146 197V196H145ZM201 197V196H200ZM262 197V198H263ZM3 198V197H1ZM5 198V197H4ZM9 197H6V199ZM64 198V199H65ZM79 198V199H77ZM203 198V197H201ZM225 199V202L223 203V205H218L219 200L220 199ZM5 199V200H6ZM10 199V198H9ZM16 199V198H15ZM23 199V198H22ZM42 200V202H37L38 200ZM63 199V198H62ZM69 199H67L69 201ZM131 199H134L133 202H131ZM188 199V200H187ZM197 200V197L195 198ZM194 199V200H195ZM199 199V198H198ZM222 199V200H223ZM3 200V199H2ZM19 200V199H18ZM28 200V201H27ZM96 202L99 201L98 198L95 199ZM107 200V199H106ZM105 200V201H106ZM113 200V199H112ZM144 200V199H143ZM142 200V201H143ZM4 201V200H3ZM1 201V202H3ZM13 201V199H12ZM23 201V202H22ZM53 201V202H52ZM71 201V202H72ZM191 201V200H190ZM0 202V203H1ZM6 203L8 202L5 201ZM4 202V204L6 205V203ZM48 202V203H49ZM64 202V201H63ZM70 202V201H69ZM72 202V203H73ZM100 202V201H99ZM104 202V201H102ZM101 202V203H102ZM108 202V201H107ZM114 202V201H113ZM113 202L111 204H113ZM140 202V201H139ZM148 202V203H147ZM204 202V201H203ZM202 202V203H203ZM206 202V201H205ZM204 202V203H205ZM223 202V201H222ZM247 202V201H246ZM260 205L263 204V201H260ZM68 203V202H66ZM196 203V201H195ZM208 203V202H207ZM3 204V203H2ZM2 205L4 208L6 207L5 205ZM39 205L34 206V205ZM95 205H98L97 203H94ZM104 204V203H103ZM155 204V205H154ZM201 204V203H200ZM200 204L197 205L200 206ZM46 205V204H45ZM48 205V204H47ZM47 205L45 206V208H47ZM52 205V207H51ZM65 202L62 204V207H65ZM70 204H68L69 206ZM191 205V204H190ZM249 205V204H248ZM253 205V204H252ZM264 205V204H263ZM1 206V204H0ZM13 207V205H11ZM105 204L103 205L104 208ZM109 206V205H108ZM113 206V205H112ZM115 206V205H114ZM134 206V205H133ZM137 206V205H136ZM175 207V210L178 209L179 210V216L178 217H169V215L167 214L168 210L170 209V207ZM189 206V205H188ZM257 206V205H256ZM8 207V206H7ZM61 207V205H60ZM187 207V206H186ZM204 207V206H203ZM211 207V208H208ZM236 207V206H235ZM239 207V205H238ZM49 208V206H48ZM100 208V207H99ZM120 208V207H119ZM118 208V209H119ZM212 208H214V213H211ZM240 208V207H239ZM251 208V207H250ZM262 208V207H261ZM7 209V208H6ZM5 209V210H6ZM14 209V208H13ZM36 209H33L36 211ZM58 208H53L52 211L56 210ZM106 209V208H105ZM123 209V207H122ZM28 210V209H27ZM51 209H48L46 211H49ZM72 210V209H71ZM70 210V211H71ZM74 210H75V206H74ZM84 210V208H83ZM88 210V209H87ZM116 210V209H115ZM120 210V209H119ZM125 210V209H123ZM174 210V211H175ZM243 210V209H242ZM259 210V209H256ZM4 210L2 209L1 212H3ZM17 211V210H16ZM15 211V212H16ZM29 211V214H31ZM46 211L44 213H46ZM244 211V210H243ZM14 212V211H13ZM33 212V211H32ZM37 212V211H36ZM38 212L36 213L37 215H39L38 217H42V213L38 214ZM66 212V210H65ZM79 212V211H78ZM105 212V211H104ZM22 213V211H21ZM48 213V212H47ZM49 213H52L49 211ZM111 213V212H110ZM115 213V212H114ZM118 214L120 213L117 212ZM178 213V212H177ZM7 214V213H6ZM12 214V213H11ZM18 213H16L17 216ZM25 214V213H24ZM57 214V213H56ZM81 214V213H80ZM91 214V213H90ZM187 214V213H186ZM199 214V216H198ZM222 214V213H221ZM264 214V213H263ZM60 215V214H59ZM69 215V214H67ZM172 215V214H171ZM175 215V214H174ZM177 215V214H176ZM3 215H1L2 217ZM6 216V215H5ZM4 216V217H5ZM15 216V215H14ZM36 216V215H33ZM33 216L30 218L32 219ZM53 216V215H52ZM51 216V217H52ZM91 216V215H89ZM150 216H152L154 218V222L153 224L150 223V225L152 224V227L150 225H148V218L150 219ZM250 216V217H249ZM0 217V219H1ZM3 217V218H4ZM22 217V216H20ZM30 217V215H29ZM37 217V218H38ZM92 217V216H91ZM107 217V216H106ZM104 216V219L106 218ZM110 218L112 216H109ZM109 217H107V220H109ZM7 218V217H6ZM10 218V217H9ZM8 218V219H9ZM15 218V217H14ZM13 218V221H15ZM28 218V217H27ZM35 218V217H34ZM43 218V217H42ZM47 218V217H46ZM53 218V217H52ZM64 219V217H62ZM69 218V217H68ZM124 218V219H122ZM171 218V219H170ZM198 218H203L202 220H200L201 225L199 226L197 223V219ZM19 219V217L17 218V220ZM26 219V218H24ZM22 218V220L25 222L26 220H24ZM40 219V218H39ZM44 219V218H43ZM67 219V217H66ZM263 219V218H262ZM6 220V219H5ZM4 220V221H5ZM28 220V219H27ZM34 221V219H32ZM100 220V219H99ZM7 221V220H6ZM19 221V220H18ZM23 221H19V222H23ZM30 221V220H29ZM33 221L29 222L32 223ZM89 221V220H88ZM103 221V220H101ZM100 221V222H101ZM110 221V220H109ZM260 221V220H259ZM1 222V220H0ZM28 222V221H27ZM26 222V223H27ZM36 225L38 224L37 221ZM42 222V221H41ZM45 222V221H44ZM43 222V223H44ZM47 222V220H46ZM96 222V220H95ZM111 222V221H110ZM109 222V223H110ZM12 223V221H11ZM34 223V222H33ZM32 223V224H33ZM56 223V222H54ZM82 223V221H81ZM88 223V222H87ZM98 223V222H97ZM104 223V221H103ZM108 223V222H107ZM107 223H105V226L108 225ZM122 223V222H121ZM124 223V222H123ZM261 223V222H260ZM15 222L12 224L14 225ZM19 225H21L20 223H17ZM15 224V225H17ZM23 224V223H22ZM42 224V223H41ZM41 224L39 225V227H41ZM76 226L77 224L79 225L80 223H75ZM4 225V223L2 224ZM11 225V226H12ZM14 225V226H15ZM29 225V224H28ZM34 225V224H33ZM67 225V224H66ZM90 225V223L88 224V226ZM93 225V224H91ZM90 225V226H91ZM104 226V224H101ZM126 225V224H125ZM45 226V225H44ZM98 225H96L95 223V228ZM100 226V225H99ZM98 226V227H99ZM110 226V225H109ZM159 227V230L154 231L155 227ZM2 227V226H1ZM6 227H8V224H6ZM10 227V225H9ZM8 227V228H9ZM19 227V226H18ZM25 227V225L23 226ZM27 227V226H26ZM43 227V225H42ZM65 227V225H64ZM80 227V226H79ZM120 227H123V225ZM118 227V228H120ZM127 227V228H128ZM132 227V228H131ZM31 228V227H30ZM38 228V227H37ZM46 228V226H45ZM89 228V227H88ZM100 228V227H99ZM97 228V229H99ZM112 228V227H111ZM264 228V227H263ZM4 229V227L2 228ZM13 229V227H12ZM15 229V228H14ZM21 229V228H20ZM23 229V228H22ZM39 229V228H38ZM37 229V230H38ZM42 229V228H41ZM48 229V228H47ZM77 229H79L77 227ZM91 229V227L89 228ZM93 230L94 227H92ZM91 229V230H92ZM96 229V230H97ZM106 229V231L108 230V228H104ZM115 228L113 227V230ZM117 229V228H116ZM36 230V229H35ZM36 230V231H37ZM68 231V229H66ZM87 230V229H86ZM92 230V231H93ZM112 230V231H113ZM123 230V229H122ZM125 230V229H124ZM123 230V231H124ZM134 230H132L134 232ZM9 231V229H8ZM33 231V230H31ZM40 231V230H39ZM82 231V230H81ZM85 231V230H84ZM103 231V230H102ZM106 231L102 234V237L105 238L104 234L106 233ZM111 231V232H112ZM117 231V230H116ZM2 234H6L4 233V231ZM10 232H14V231H10ZM28 232V231H27ZM77 231H75L76 234ZM109 232V231H108ZM126 232V231H125ZM128 232V231H127ZM9 233V232H8ZM23 232L20 233V236H24L25 234L22 235ZM53 233V232H51ZM50 233V234H51ZM95 233V232H94ZM97 233V232H96ZM118 233V232H117ZM189 233V234H187ZM259 233V232H258ZM262 233V231H261ZM1 234V233H0ZM11 234V233H10ZM13 234V233H12ZM29 234V233H28ZM38 234V231H37ZM110 234V233H109ZM108 234V235H109ZM114 234V232H113ZM121 233H119L120 235ZM260 234V233H259ZM3 235V236H4ZM8 235V234H7ZM15 237V234H13ZM19 235V234H18ZM30 235V234H29ZM69 235V234H68ZM92 235V234H90ZM95 235V234H94ZM93 235V236H94ZM112 235V233H111ZM110 235V236H111ZM221 236V247L219 249H217L216 247H212L208 252L210 253V251L212 249H214L213 253H211V255H206L205 254V250L201 251L200 249H196L198 246H196V248H193V250L190 248V246L192 244H195L196 241H198V239H201V236H205V238L207 239H212L213 237L215 238V236ZM2 236V235H0ZM9 236V235H8ZM11 236V235H10ZM27 236V234H26ZM38 236V235H37ZM36 236V237H37ZM85 236V234H84ZM112 236H116V235H112ZM123 236V235H121ZM218 236V237H219ZM259 236V235H258ZM262 236V235H261ZM11 238V240L14 241L15 238ZM18 237V236H17ZM30 237V236H29ZM46 237V236H45ZM80 237V236H79ZM88 237V235H87ZM98 238V235L96 236ZM155 237V238H154ZM32 238V237H31ZM83 238V237H82ZM90 238V237H89ZM119 237H116V239H118ZM6 242L8 238H4L3 240ZM25 239V238H24ZM36 239V238H35ZM34 239V240H35ZM91 239V238H90ZM94 238H92L90 241L86 240L85 242H87V247L90 249L91 247H94L96 249H99V247L97 245H95L96 243L93 244ZM102 239L103 242L106 240ZM115 239V237H114ZM115 239V240H116ZM120 239V238H119ZM152 243H156L155 241L158 242V245H155L158 247V250L155 251L156 254H151L153 252V245ZM204 239V238H203ZM109 240V239H107ZM106 240V242H107ZM154 240V241H153ZM252 240V239H251ZM2 240H0L1 242ZM3 241V243H5ZM12 241V242H13ZM17 241V240H16ZM28 241V240H27ZM30 241V239H29ZM97 242L99 241L96 240ZM95 241V242H96ZM122 241V240H121ZM215 241V240H214ZM32 242V241H31ZM116 242V241H115ZM114 242V243H115ZM119 242V241H118ZM204 242V240L202 241ZM201 242V243H202ZM2 243V242H1ZM35 243V242H34ZM37 243V242H36ZM39 243V242H38ZM41 243V241H40ZM84 243V242H83ZM82 243V244H83ZM113 243V244H114ZM121 243V242H119ZM118 243V244H119ZM150 243V244H149ZM213 243V242H212ZM211 243V244H212ZM8 244V243H6ZM14 244V243H12ZM49 244V243H48ZM99 244V243H98ZM105 244V243H103ZM102 244V245H103ZM110 244V243H109ZM157 244V243H156ZM204 244V243H203ZM17 245V244H16ZM16 245L13 247L15 248ZM50 245V244H49ZM80 245V244H79ZM95 245V246H94ZM115 245V244H114ZM113 245V246H114ZM180 245H186L185 247V251L184 252H179L178 250H181ZM209 245V244H208ZM1 246V245H0ZM3 246V244H2ZM6 246V245H4ZM3 246V247H4ZM8 246V245H7ZM19 246V245H18ZM17 246V247H18ZM41 246V245H40ZM40 246H38V248L36 247L37 250L39 249V254H40ZM69 246V245H68ZM82 246V245H81ZM86 246V243H85ZM98 248H97V247ZM107 246V245H105ZM111 245H109L110 247ZM207 245H205L206 247ZM210 246V245H209ZM2 247V248H3ZM42 247H44L42 245ZM49 247V246H48ZM47 247V248H48ZM64 247V246H63ZM62 247V248H63ZM79 247V248H83ZM112 247V246H111ZM116 247V246H114ZM192 247V246H191ZM204 247V246H203ZM218 247V246H217ZM7 248V247H6ZM73 248V247H72ZM71 248V249H72ZM103 248V247H102ZM260 248L258 251L257 249ZM5 249V247H4ZM67 249V248H66ZM65 249V250H66ZM78 249V248H77ZM76 249V250H77ZM85 249V247L83 248ZM95 249V250H96ZM105 249V248H104ZM196 251H195V250ZM27 250V249H26ZM42 250V248H41ZM64 250V249H63ZM87 250V249H85ZM80 251L81 254H86L84 252L86 251ZM119 250V249H118ZM1 251V248H0ZM6 250H3V252ZM11 251V250H10ZM14 251V250H13ZM31 251V250H30ZM28 250V254L31 255V253ZM44 251V250H43ZM73 251V252H72ZM72 251H68L69 253H73L75 250ZM79 251V249L77 250ZM94 251V249L92 250ZM35 252V251H34ZM47 252V251H46ZM45 252V253H46ZM56 252V251H55ZM67 252V253H68ZM79 252V253H80ZM207 252V250H206ZM212 252V251H211ZM12 254L15 252H11ZM10 253V256H11ZM27 253H25V255H27ZM58 253V252H57ZM69 253L67 255H69ZM88 253L89 249H88ZM95 253V251L93 252ZM97 253L100 256V251ZM102 253V254H103ZM42 254V253H41ZM40 254V255H41ZM50 254V253H49ZM56 254V253H55ZM60 254V252H59ZM64 254V253H63ZM71 254V255H73ZM79 254V256L77 258H79L81 256V258L86 256L84 255L82 257V255ZM106 254V253H105ZM1 255V254H0ZM3 255V254H2ZM5 255V254H4ZM3 255V256H4ZM18 254H16L15 256L17 257ZM24 255V257H25ZM65 255V254H64ZM63 255V256H64ZM71 255L69 258H71ZM78 255V254H77ZM87 255V254H86ZM95 255V254H94ZM93 254H91V259L94 257ZM106 255V256H109ZM123 255V254H122ZM256 255V256H255ZM2 256V257H3ZM6 256V255H5ZM4 256V257H5ZM14 256V258H15ZM19 256V255H18ZM28 256V255H27ZM26 258H29V256ZM43 256V255H42ZM56 256V255H54ZM52 256V259H54L55 257ZM58 256V255H57ZM74 256V255H73ZM76 256V255H75ZM74 256V257H75ZM89 256V255H87ZM96 256V255H95ZM105 256V257H106ZM1 257V258H2ZM7 257V256H6ZM9 257V256H8ZM12 257V256H11ZM22 257V256H21ZM32 257V255H31ZM45 257V256H44ZM54 257V258H53ZM62 257V256H61ZM89 257V259H90ZM160 257H164V259L160 258ZM19 258V257H18ZM17 258V259H18ZM23 258V257H22ZM25 258V259H26ZM35 258V256L33 257ZM40 258V257H38ZM60 258V257H59ZM56 258V259H59ZM114 258V257H113ZM117 258V257H116ZM122 258V257H121ZM17 259H13V261L17 262ZM20 259V258H19ZM51 259V258H50ZM61 259V258H60ZM68 260V258H65ZM76 259V258H75ZM84 259V260H85ZM90 259V260H91ZM96 259V258H95ZM100 259V258H99ZM6 260V259H5ZM27 260L30 261L29 259H26L25 263L27 262ZM40 262H43L45 264H47L44 260L42 261L41 258L39 259ZM39 260L37 259V262L39 264ZM47 260V257H46ZM49 260V259H48ZM64 260V261H67ZM103 260V259H102ZM121 260V259H120ZM2 261V259H1ZM4 261V259H3ZM7 261V260H6ZM6 261L5 264H6ZM51 261V260H50ZM57 261V260H55ZM53 260V262H55ZM59 261V260H58ZM61 262H63L62 260H60ZM69 261V260H68ZM71 261V260H70ZM69 261V262H70ZM80 261H83L82 259H80ZM89 260H87L88 262ZM126 261V260H125ZM246 261V260H245ZM18 262H21L20 260ZM17 262V263H18ZM33 262V260H32ZM75 262V260H74ZM84 262V261H83ZM86 262V260H85ZM84 262V264H85ZM95 262V261H93ZM97 262V261H96ZM100 263H103L101 261H99ZM105 262V261H104ZM115 262V261H114ZM114 262L112 264H114ZM242 262V263H243ZM23 262V264H25ZM42 263V264H43ZM56 264L58 262H55ZM71 263V262H70ZM76 263V262H75ZM82 263V262H80ZM99 263V264H100ZM116 263V262H115ZM254 263V262H253ZM3 264V263H1ZM10 264V263H9ZM12 264H14L12 262ZM20 264V263H19ZM27 264V263H26ZM30 264V262H29ZM33 264V263H31ZM37 264V263H36ZM50 264H54V263H50ZM65 264V263H64ZM73 264V261L72 263ZM79 264V260L78 263ZM83 264V263H82ZM90 264V263H89ZM96 264V263H95ZM98 264V262H97ZM108 264V263H107ZM117 264V263H116ZM121 264V263H120ZM126 264V263H124ZM245 264V262H244Z\"/></svg>",
	"mask_w": 264,
	"mask_h": 264
},
{
	"label": "rangeland",
	"instance_id": "rangeland-1",
	"mask_svg": "<svg viewBox=\"0 0 264 264\" xmlns=\"http://www.w3.org/2000/svg\"><path fill=\"white\" fill-rule=\"evenodd\" d=\"M4 1V2H3ZM11 1V2H10ZM50 1V2H48ZM61 1V3H60ZM69 1V2H67ZM81 3L83 0H0V41L2 39L3 43L5 44H0V100H3V101H0V128H1V133L3 136L5 135L4 133H7L8 134V131L9 130H13L14 128H16L18 125H15V121H19V124H22V127L21 125H19L15 132L13 130L12 133H10L11 137L12 135L14 136V138H12V141L10 140V142L5 145L4 141H0V190L1 188H3L1 191H0V217L1 215H3L1 217V222H0V240H2L0 242V248H1V251H0V264L3 263L5 264L4 261H6V264H12V262L14 264H23V262L25 263L26 259H29L30 258V261L27 260V264H30L33 263V264H38L37 262V259L39 260L41 258V260L43 261L44 258V262L47 261L46 263L47 264H50V263H54L56 264L55 262H58L57 264H71L72 261H73V264H77L78 263V260H79V264H84L85 260V264H98L100 263L99 261L103 262V263H100V264H112L114 261L117 263V264H129L127 263V254L125 253V251L121 254V257L119 260L118 259V256L120 255H114V256H110L111 253L110 252H113L114 250H117V251H122L123 247H122V242H123V239L122 237H125L127 235L125 234H128L129 233V230L130 233L128 235H134L133 233L137 234V240L136 241H139V239L141 240L142 237L140 235V233L138 231H135L132 227V229H129L130 227H128L127 225V222L125 221H121L119 222L118 224L116 225H113V221L111 220L113 218L114 215H119L120 217L122 216V214H125L126 212V208H129L126 204H125V201L123 203V197L125 196V191L122 192V191H118L117 188H116V184L118 183V181L116 179H118V177H114V175H116V173H114L113 171L112 172H109L111 170L108 171V176L107 177H103V175H96V176H90V177H94V178H90L89 176H86L88 175V173H91L92 171H97V170H93L91 169L92 166L93 168L95 169V167H98L100 166L98 163L102 164V166H111L113 164H109L110 161H105L103 162V160H101L100 162H96L94 165L92 164V166L90 167L89 165H85V167L83 166L84 168V172H86L87 174H84L82 176H84V178H81L79 179H70L69 176H68V172L66 170L65 167H60V162L59 160H63L62 159V156L65 155L63 152H62V147H61V143L59 142H51L49 144H46V140L45 138L43 137H40L37 129L35 128V123L33 122H30L28 121V119H23L22 116H20V114L18 115L16 112H14V109H13V104L15 102V97L13 96V89L12 92L10 90V88H13L14 86H17L19 84L20 81H24L23 78H25V76H29V74H33V72L37 73L39 71V69H42V65L39 63L37 64L35 61H36V56L37 54H41L38 55V56H41L45 53H47V55L49 53H51L52 51L50 50H53L55 47V45L59 44L58 47H57V50L55 52H61V49H62V53L66 54V52L68 51V48L67 50L64 49L66 47H71V43L75 40H72L71 41V34L72 33H75V30H71L69 29V25L71 23V21L75 22V19H69V12L70 10H72L71 6L74 7L76 6L77 4ZM85 1H88V0H84L83 2ZM177 1V0H175ZM242 1V2H241ZM253 3H252V2ZM259 1H260V4H259ZM263 1V3H262ZM28 2H31V3H28ZM34 2V3H33ZM60 4H58V3ZM72 2V3H70ZM122 2V1H121ZM36 3V4H35ZM65 3H67L65 5V7L63 6ZM70 3V4H69ZM123 3V2H122ZM170 3H173L172 1H170ZM228 3V4H227ZM238 3V5H237ZM245 3V4H244ZM248 3V4H247ZM27 4V6H26ZM29 4V5H28ZM32 4V5H31ZM45 4V5H44ZM74 4V5H73ZM213 4V5H212ZM216 4H218V6H215ZM227 4V5H226ZM257 4V5H256ZM46 5H47V8L46 9ZM123 5V4H122ZM209 5L211 6H214V11H218V12H214L213 11V14L215 15V18H211V16H204V15H200L201 18H202V22H204L203 24H201V20H198L196 23H193L190 21H184L185 19H182V21H178L176 24L181 27H177L179 29H175V33L177 34V36H180L184 41L189 42L190 39V36L189 34L191 32L192 35L197 33L198 35L200 34V37L202 36L203 38H206L203 39V42L204 43L203 45L200 44L201 46V50H200V57L197 56V59L195 60H190L189 64H188V58L186 57V66L185 68L183 69H186V70H181L180 72H173L171 74V78L169 77V79L166 78V81L168 82L169 85H171L170 88H172V85L173 83H169V82H174V85H173V89L172 91L169 89V90H164V89H161L159 90V92L156 94V95H151L152 98H147L148 102L146 101V109H143L141 108L142 107V103L140 102L139 104H135L137 105L138 107H140V111L139 112H147L149 113L150 111H152V109L154 110L155 108H159L160 109V112L161 114L163 115V118H162V123H163V126H164V123H165V126L163 128H166V126L168 127V125L172 123L171 127H172V131L169 132L168 134L165 132V131H160V137L159 139L156 141L157 144L159 142V145H167L169 143H175L176 141L179 142L182 147L184 148V150H186L185 152L193 155V153H195L197 150L201 149V148H205V144H209V143H212V142H215L216 139H220V138H229L230 139H234L236 141V144L232 147H229V148H226L224 150V152H216L219 150V147H218V144L217 145H212L211 144V147L210 149L208 150H213L215 151L214 154L212 155L214 158H212V162H210V167H212L213 169L216 168L219 164H225V166L227 167V172H229V174H231V176L234 174L233 177L237 176L238 172L240 174V171H241V176H242V179L241 181L243 180L242 183H245L243 184V188L244 191L245 190H251L250 192H254V189H255V194H257L258 189H261L263 186L264 188V183H261L262 180L261 178L264 179V43H261V42H264V0H227V2L223 3L222 5H220L219 3H217V1H214V2H210ZM225 5V6H224ZM229 5V6H228ZM245 5V6H244ZM255 5V6H254ZM258 5H263V6H258ZM32 6H33V9H32ZM49 6V7H48ZM52 6V7H50ZM59 6V7H58ZM68 6V7H67ZM226 8H224V7ZM227 6V7H226ZM240 6V7H239ZM259 8H258V7ZM3 7V8H2ZM5 7L7 9H5ZM57 7V8H55ZM233 7V8H232ZM245 7V8H244ZM251 7V9H250ZM256 8V9H253V8ZM16 8V9H14ZM38 8V10H37ZM45 10H44V9ZM50 8V9H49ZM67 8V9H66ZM219 8V9H218ZM229 8V9H228ZM240 8V9H239ZM248 8V9H247ZM31 11H30V10ZM242 9L244 11H242ZM250 9V10H249ZM259 9L261 11H259ZM21 10L23 12H21ZM47 10V12H46ZM224 10V12H223ZM233 10V11H232ZM247 10H249L247 12ZM253 10V11H252ZM257 10V11H256ZM43 11V12H42ZM5 12V14H4ZM68 12V13H67ZM226 12V14H224ZM230 12V14H229ZM234 12V13H233ZM246 12V13H245ZM250 12V13H249ZM254 12H256V16L259 18H257L254 14ZM259 12H262V13H259ZM15 13V14H14ZM17 13V14H16ZM21 13V14H20ZM47 13V14H46ZM219 13V14H218ZM221 13V14H220ZM222 13L224 15H222ZM228 13V14H227ZM232 13V14H231ZM259 13V14H257ZM11 14V16H9ZM27 14V15H26ZM53 14V15H52ZM58 14H61V17L59 15L60 18H57V15ZM247 14V16H246ZM6 15V16H5ZM21 15V16H20ZM23 15V16H22ZM51 15V18L49 17ZM213 15V16H214ZM217 15V16H216ZM221 15H222V19H221ZM238 15V16H237ZM19 17V19H17V17ZM35 16L36 18L38 17V19H35ZM224 16V17H223ZM228 16V17H227ZM236 16V17H235ZM240 16V17H239ZM246 18H245V17ZM25 17V18H24ZM45 17H48V18H45ZM56 17V18H55ZM204 17V18H203ZM210 19H209V18ZM252 17V19H251ZM256 17V18H255ZM33 18V19H32ZM44 18V19H43ZM200 18V19H201ZM206 18V19H205ZM244 18V19H243ZM27 19V20H26ZM41 19V20H40ZM50 19H51V22H50ZM65 19H69V20H65ZM100 20V18H97ZM204 19V20H203ZM23 20V21H22ZM45 20V21H44ZM49 20V22H48ZM53 20V21H52ZM56 20V21H55ZM61 20V22H66V23H59ZM65 20V21H64ZM96 20V19H95ZM98 21V20H96ZM214 20V21H212ZM248 20V21H247ZM14 21V22H12ZM22 21V23H21ZM55 21V23H54ZM59 21V22H58ZM184 21V22H183ZM210 21H212L210 23ZM217 21V22H216ZM240 21V22H239ZM253 21V22H252ZM257 21V22H255ZM16 22V23H15ZM19 22V23H18ZM27 22V23H26ZM31 23V24H28V23ZM45 24H44V23ZM251 22V23H250ZM18 23V24H17ZM51 23V24H49ZM55 25H54V24ZM100 23V22H99ZM180 23V25H179ZM210 23V24H209ZM214 23V24H213ZM256 23V24H255ZM23 24V25H22ZM27 25V28H25V25ZM47 24V25H46ZM59 24H60V29H59ZM62 24H66L65 25V28H64V25H63V28H61ZM69 24V25H68ZM186 24V25H185ZM190 24V25H188ZM204 28H202L201 26ZM209 24V25H208ZM252 24V25H251ZM261 24V25H260ZM22 25V26H20ZM32 25V27H30V31L28 30L29 26ZM40 25H43L40 27ZM175 26V23L171 24V26ZM176 25V26H177ZM183 25V27H182ZM188 25V26H187ZM235 25V26H234ZM246 25H248L246 27ZM8 26V27H7ZM24 26V28H23ZM130 26V27H129ZM126 28V30H124L125 32H130V30L132 31L134 26L133 25H130ZM239 26V27H238ZM242 26V27H241ZM39 27V28H38ZM44 27V28H43ZM197 27H199L201 29L198 30V31H195L197 29ZM214 27V28H213ZM246 27V28H245ZM209 28H210V31H209ZM223 28V29H222ZM237 28V29H236ZM2 29V30H1ZM27 29V30H26ZM65 29V30H64ZM66 29H67V32H66ZM128 29V30H127ZM181 29V30H180ZM190 29V30H189ZM240 29V30H239ZM39 30V31H38ZM63 30V31H62ZM92 30H95V29H92ZM97 30V29H96ZM104 30V29H102ZM101 30V31H102ZM221 30V31H220ZM258 30V31H257ZM261 32H260V31ZM6 31V33H5ZM12 31V32H11ZM49 31V33H48ZM59 31V32H58ZM71 31V32H70ZM73 31V32H72ZM99 31V30H98ZM100 31V32H101ZM106 31V32H105ZM105 34L103 35L102 33L103 32H96L97 34H92L93 32L92 31H84V32L80 35V39L79 41L77 40V44L80 45H86L87 41H89L88 43H98V41H100L103 37H106V38H109V34H111L112 31H108V29H105ZM179 31V32H178ZM216 31V32H215ZM241 31V32H240ZM8 32V34H7ZM52 32V33H51ZM86 32H89L86 34ZM110 32V33H108ZM128 32V33H129ZM201 32V33H200ZM215 32V33H214ZM240 32V33H239ZM255 32V34H254ZM259 32V33H258ZM22 33V34H21ZM50 33L53 34L50 36ZM57 33V34H56ZM99 33V34H98ZM107 33V35H106ZM114 33V32H112ZM172 32V34H175ZM204 33L206 35H204ZM251 33V34H250ZM14 34V35H13ZM90 36H89V35ZM102 34L103 37H100ZM120 34H123V31H120ZM171 34V33H170ZM190 34V35H191ZM202 34V35H201ZM210 34V36H209ZM217 34V36H216ZM226 34V35H225ZM237 34V36H236ZM247 34V35H246ZM260 34V36H259ZM85 35V36H84ZM88 35V36H86ZM100 35V36H99ZM106 35V36H105ZM114 35V36H113ZM111 35L113 37V39H115L117 36L115 35V33ZM168 35V34H167ZM197 35V36H198ZM215 35V36H214ZM252 35V36H251ZM14 36V38L12 37ZM99 36V37H98ZM110 36V39L112 38ZM183 36V37H182ZM196 36V39L200 38L198 36L197 38ZM208 36V37H207ZM236 36V37H235ZM4 37V38H3ZM42 37V38H41ZM53 37V39L51 38ZM63 37V38H62ZM70 37V38H69ZM83 37V38H82ZM98 37V38H97ZM115 37V38H114ZM186 37V38H185ZM189 37V38H188ZM234 37V38H233ZM69 38V40L67 39ZM100 38V39H99ZM192 38V37H191ZM211 38V39H210ZM250 38V39H249ZM255 40H254V39ZM18 39L21 41H18ZM55 39H57V41H55ZM64 39L63 41H60ZM65 39H67L65 41ZM84 39L86 41H84ZM97 39V40H96ZM188 39V40H187ZM217 39V40H216ZM232 39V40H231ZM237 39V40H236ZM5 40V41H4ZM8 40V42H7ZM23 40H26L23 42ZM30 40V41H29ZM93 42H92V41ZM96 40V41H95ZM107 40V39H106ZM105 40V41H106ZM208 40V41H207ZM222 42H221V41ZM1 41V42H2ZM29 41V43H27ZM71 41V42H70ZM84 41V42H83ZM220 41V42H218ZM240 41V42H239ZM248 41V42H247ZM256 41V42H255ZM19 42V43H18ZM23 42V43H22ZM49 45H48V43ZM67 42V44L65 43ZM192 42V41H191ZM238 42L240 43V45H238ZM65 43V44H64ZM87 43V44H88ZM218 43V44H217ZM237 43V44H236ZM241 43H243L241 45ZM8 46H7V45ZM30 46H29V45ZM40 44V45H39ZM47 44V45H46ZM109 46H108V45ZM233 44V45H232ZM263 44V45H262ZM14 45V46H13ZM44 46H47V49L44 47ZM54 46V47H51V46ZM107 45V46H106ZM236 45V46H235ZM112 45H110L108 42H101V48L104 47V50H106V48H110ZM216 46V47H215ZM263 46V47H262ZM10 47V48H9ZM203 47V48H202ZM250 47V48H249ZM261 47V48H260ZM215 48L217 50H215ZM19 49V50H18ZM23 49V50H22ZM48 50V51H45ZM60 49V50H58ZM204 49V50H203ZM222 51H221V50ZM235 49V50H234ZM18 50V51H17ZM21 50V51H20ZM214 52H212V51ZM6 51V52H5ZM34 51V52H33ZM43 51L45 53H43ZM65 51V52H64ZM211 51V52H209ZM217 51V52H216ZM252 53H251V52ZM18 52V53H17ZM33 52V53H32ZM234 52V53H233ZM6 53V54H5ZM35 53V54H34ZM217 53V54H215ZM228 53V55H227ZM239 53V54H238ZM10 54V55H9ZM12 54V55H11ZM28 56H27V55ZM34 54V55H32ZM63 54V55H64ZM32 55V56H31ZM36 55V56H35ZM204 55V56H203ZM210 55V56H209ZM216 55V56H215ZM24 56V57H22ZM60 56H62V54H60ZM75 56H78V55H75ZM210 59V57H212ZM215 56V57H214ZM232 56V58H231ZM254 56V57H253ZM23 59H22V58ZM28 57V58H27ZM30 57V58H29ZM185 57V56H184ZM219 60H218V58ZM227 57V58H226ZM230 57V58H229ZM13 58H16V59H13ZM26 58V59H24ZM34 58V59H33ZM74 58V57H73ZM203 58V59H202ZM229 58V60H228ZM4 61H3V60ZM12 61H11V60ZM22 59V61H21ZM202 59V61H201ZM216 59V60H215ZM20 60V61H19ZM112 60V63L114 62L113 59ZM198 60V61H197ZM215 62H212L214 61ZM5 63L3 65V62ZM6 61H9V62H6ZM14 61V63H13ZM18 61V62H17ZM33 61H34V64H33ZM207 61V63H206ZM210 61V62H209ZM195 63L194 65L192 64ZM201 62V64L199 63ZM202 62H204L203 66H202ZM209 62V63H208ZM212 62V63H211ZM222 62V64H221ZM233 62V63H232ZM11 63V64H10ZM13 63V64H12ZM25 63V64H24ZM93 63V65L91 67H95L96 66V61H93L91 62V64ZM111 63V61H110ZM105 64H106V61H105ZM17 65V66H16ZM19 65V67H18ZM32 66V65H35L32 66V67H29ZM190 65V67H189ZM197 67H196V66ZM200 65V66H199ZM214 65V66H213ZM231 65V66H230ZM14 66V67H13ZM28 66V67H27ZM188 66V67H187ZM263 66V67H262ZM18 67V68H16ZM27 67L30 68V71H27L25 70ZM42 67V68H41ZM212 67V68H211ZM244 67V68H243ZM246 67V68H245ZM5 68V69H4ZM19 68H22L21 70ZM35 68V69H34ZM196 68V69H195ZM206 68V69H205ZM210 68V69H208ZM19 71H18V70ZM126 69H129V67H127ZM188 69V70H187ZM190 69V70H189ZM205 69V71L203 70ZM208 69V71H207ZM5 70V71H4ZM33 70V71H32ZM44 70V69H43ZM43 70L41 71L40 70V73L38 72L37 75H34V77H38V75H40ZM125 70V69H124ZM229 70V71H228ZM247 70V71H246ZM188 71V72H186ZM227 71V72H226ZM215 72V74H214ZM242 72V73H241ZM263 72V73H262ZM110 73L111 71H108L107 68H105L103 71H101V74H105V76H110ZM187 73V74H186ZM233 73V74H232ZM12 74V75H11ZM30 74V76L32 77V75ZM213 74V75H212ZM224 74V75H223ZM244 74V75H243ZM257 74V75H256ZM262 74V75H261ZM12 77H11V76ZM190 75V76H189ZM205 76L202 78V76ZM232 75V76H231ZM249 75V77H248ZM254 75V76H253ZM18 76V77H17ZM187 76V77H186ZM207 76V77H206ZM209 76V77H208ZM115 75L114 73L112 72L110 78H114ZM174 77V78H173ZM212 77V78H211ZM238 77H241V78H238ZM251 77V78H250ZM197 78V79H196ZM202 78V80H201ZM233 78V79H232ZM238 78V79H237ZM205 79V80H204ZM214 79V80H213ZM227 79V80H226ZM4 80V82L2 81ZM170 80V81H168ZM209 80H213L215 81L216 83H214L213 81H209ZM219 80V81H218ZM234 80H237L236 82H234ZM241 80V81H240ZM244 80V81H243ZM200 81V82H199ZM221 81V82H220ZM240 81V82H239ZM243 81V82H242ZM248 81V82H247ZM254 81V83H252ZM178 83L175 85V83ZM202 82V84H201ZM250 82V83H249ZM196 83V84H195ZM209 83V84H207ZM233 85H232V84ZM21 84H23L21 82ZM20 84V85H21ZM182 84V85H180ZM207 85L206 87L204 85ZM220 86H218V85ZM230 84V85H229ZM239 84V85H238ZM243 84H244V88H243ZM252 84V86H251ZM12 85V86H11ZM189 87H187V86ZM202 85V86H201ZM211 85V86H210ZM232 85V86H231ZM9 88H8V87ZM183 88H182V87ZM215 86V88H214ZM229 86V87H227ZM235 86V87H234ZM245 86H247L245 88ZM252 88H251V87ZM5 87H7L5 89ZM210 87V88H209ZM220 87V88H219ZM250 87V88H249ZM192 88V89H191ZM209 88V89H208ZM218 88V90H217ZM233 88V89H232ZM237 88V91L236 89ZM196 89V90H195ZM242 90L241 91H239ZM249 89V90H248ZM211 90V91H210ZM228 90V91H227ZM4 91V92H3ZM6 91H9L10 93L12 94H8L6 93ZM161 91V92H160ZM164 91V92H163ZM209 91V92H208ZM251 92V94H250ZM260 92V93H259ZM4 93H6L5 95H3ZM163 95H162V94ZM222 93V94H221ZM238 93V95H237ZM248 94V95H245V94ZM200 94V95H199ZM241 96H240V95ZM3 95V96H2ZM8 95V96H7ZM12 95V96H10ZM178 95V96H177ZM229 95V96H228ZM1 96L3 97L1 99ZM6 96L7 97H12L8 100H6ZM163 96V97H161ZM164 96H166V98H164ZM236 98H235V97ZM230 97V99H229ZM239 97V98H238ZM262 97V98H261ZM220 98L221 101H223L221 103L220 100H218ZM244 98V99H243ZM160 99V100H159ZM225 99V100H224ZM226 99H229V100H226ZM233 99V100H232ZM239 99V100H238ZM250 99V100H249ZM5 100V101H4ZM150 101V103H149ZM153 101V102H152ZM220 101V104L217 103ZM231 101V103H230ZM225 102H226V106H225ZM238 102V103H237ZM252 102V103H251ZM159 103V104H157ZM218 105H217V104ZM224 103V104H223ZM228 103V105H227ZM161 104V105H160ZM223 104V105H222ZM232 104V105H230ZM251 106H250V105ZM255 104V105H254ZM8 105V106H7ZM141 105V106H140ZM209 105V106H207ZM236 105H238L236 107ZM246 105V106H245ZM154 106V108H153ZM170 106V107H169ZM232 106V107H231ZM151 107V108H150ZM224 107V108H222ZM248 107V108H247ZM168 108V109H167ZM217 108V110H216ZM220 108V109H219ZM240 108V109H239ZM243 108V109H242ZM235 109V110H234ZM242 109V110H241ZM245 109V110H244ZM254 109V110H253ZM257 109V110H256ZM259 109V110H258ZM6 110V112H5ZM13 110V111H12ZM148 110V111H147ZM185 110V111H184ZM203 110V111H202ZM239 110V111H238ZM252 110V111H251ZM163 111V112H162ZM215 111V112H214ZM229 111V113H228ZM231 111V112H230ZM236 111V112H235ZM241 111V112H240ZM249 111V112H248ZM258 111V112H256ZM260 111V112H259ZM168 112V113H167ZM224 112L226 115H222V113ZM236 114H235V113ZM167 113V114H166ZM183 113V114H182ZM193 113V114H192ZM243 113V114H242ZM251 113V114H250ZM258 113V114H257ZM2 114V115H1ZM206 114V115H205ZM8 115V116H7ZM132 115V114H131ZM185 115L186 116V119H185ZM244 115V117H243ZM18 119H16L17 117ZM165 116V117H164ZM179 116V117H178ZM190 116V117H188ZM223 116V117H222ZM247 116V117H246ZM258 116V117H257ZM260 116V117H259ZM5 117V118H4ZM8 117V118H7ZM20 117V118H19ZM176 117V118H175ZM200 117V118H199ZM212 117V118H211ZM234 117V118H233ZM236 117V118H235ZM10 121V123L8 122V120ZM10 118V119H9ZM180 118V119H179ZM199 118V119H198ZM219 118V119H218ZM231 118H233L231 120ZM245 118H250V119H245ZM255 118V119H254ZM6 119V120H5ZM14 119H16L14 121ZM192 119V120H190ZM241 119V123L239 122ZM172 120V121H171ZM187 120V121H186ZM191 122H190V121ZM198 120V121H197ZM224 120V121H223ZM239 120V121H238ZM171 121V122H169ZM221 121V122H220ZM24 122V124H23ZM169 122V124H167ZM225 122V123H224ZM29 123V124H28ZM32 123V124H31ZM187 123V124H186ZM200 123V124H199ZM219 123V124H218ZM228 123V124H227ZM249 123V124H248ZM10 124H14L11 128H9ZM37 124V123H36ZM178 124H179V127H178ZM195 124V125H194ZM225 124V125H224ZM256 124V126H255ZM8 125V127H7ZM27 125V126H25ZM32 125V126H31ZM169 125V126H170ZM181 125V127H180ZM192 125V126H191ZM228 125V126H227ZM174 126V127H173ZM224 126V128H223ZM253 128H251V127ZM258 126V127H257ZM249 127V128H248ZM255 127V128H254ZM261 128V129H260ZM169 129H171L169 127ZM223 129V130H222ZM260 129V130H259ZM191 130V131H190ZM10 131V132H11ZM224 133H222V132ZM232 131V133H231ZM4 132V133H3ZM176 132V133H174ZM203 132V133H202ZM220 132V133H219ZM18 133V134H17ZM31 133V134H30ZM178 133V134H177ZM196 133V134H195ZM246 133V134H244ZM249 133V134H248ZM6 134V135H7ZM17 134V135H16ZM162 134V135H161ZM180 134V135H179ZM200 136H199V135ZM30 135V136H29ZM33 135V136H31ZM36 135V136H35ZM174 135V136H173ZM178 137H177V136ZM218 135V136H217ZM236 135V136H235ZM166 136V137H165ZM216 136V137H215ZM255 136V137H254ZM5 137V136H4ZM3 137V138H4ZM32 137V138H31ZM162 137V138H161ZM166 139H165V138ZM173 137L176 139H173ZM260 137V138H259ZM17 138H20L21 140L17 139ZM30 138V139H29ZM34 138V139H33ZM53 137H51V139L49 140H53L52 139ZM161 138V139H160ZM164 138V140H163ZM215 138V139H214ZM14 139V140H13ZM196 139V140H195ZM247 139V140H246ZM30 142H29V141ZM43 140V141H42ZM161 140L164 142L161 143ZM174 140V141H173ZM188 140V141H187ZM255 140V141H254ZM36 141H40V142H36ZM65 141V140H63ZM196 141V142H195ZM204 141V142H203ZM29 142V143H28ZM189 142V144H188ZM42 143V145H41ZM120 143H123V141H117L115 142L112 146H116L117 144H120ZM161 143V144H160ZM191 143V145H190ZM10 144V145H9ZM19 144V145H18ZM57 144V145H56ZM193 144V145H192ZM240 144V146H239ZM4 145V146H3ZM9 145V146H8ZM128 146L132 145L131 143H128L127 144ZM17 146V147H16ZM19 146V147H18ZM42 146V147H41ZM186 146V147H185ZM191 146V147H190ZM190 147V148H189ZM198 147V148H197ZM15 148V149H14ZM17 148V149H16ZM21 148V150H20ZM186 148V149H185ZM197 148V149H196ZM259 148V149H258ZM11 149V150H10ZM19 149V150H18ZM196 149V150H195ZM218 149V150H217ZM9 150V151H8ZM17 150V151H16ZM25 150V151H24ZM228 150V151H227ZM15 151V152H14ZM21 151V152H20ZM44 151V152H43ZM207 151V150H205ZM3 152V153H2ZM19 152V153H18ZM116 152L115 151H111L112 154H114ZM226 152V154H225ZM260 152V153H259ZM110 152H107V154H109ZM10 154V155H9ZM56 154V155H55ZM61 154V155H60ZM53 155V159L54 157L58 158L59 160H57L58 162L56 163V161H54L53 159L50 161V157ZM231 155V156H230ZM257 155V156H256ZM21 156V157H20ZM25 156V157H24ZM32 156V158H31ZM34 156V158H33ZM37 156V157H36ZM226 156V157H225ZM17 157V158H16ZM29 158V160L27 158ZM36 157V158H35ZM40 157V158H39ZM60 157V158H59ZM223 157V158H222ZM225 157V158H224ZM261 157V158H260ZM16 158V159H15ZM21 158V159H20ZM24 158V159H23ZM31 158V159H30ZM44 158V160H43ZM56 158V159H57ZM176 163L177 165L175 166H178V168H180V165L182 166V163H184V161L186 160H182L181 158H179V156L176 157ZM27 159V160H26ZM55 159V160H56ZM179 159V160H178ZM217 159V160H216ZM222 159V160H221ZM225 159V160H224ZM239 159V160H238ZM19 160H21L19 162ZM31 160V161H30ZM35 163H33V161ZM40 162H39V161ZM215 160V161H214ZM263 160V161H262ZM15 161H17L15 163ZM26 161V162H25ZM44 161V163H47V164H43L42 166V162ZM53 161L56 163L55 166H52L50 167V165L53 163ZM222 161V162H221ZM256 161V162H255ZM260 161V162H259ZM25 162V163H24ZM28 162H32L31 164ZM39 162V163H38ZM49 162H52L51 164ZM226 162V163H225ZM1 163L3 165H1ZM21 163V164H20ZM105 163V164H104ZM113 163V162H112ZM188 163V162H187ZM186 163V164H187ZM217 163V164H216ZM219 163V164H218ZM257 163V164H256ZM19 164V165H18ZM97 164V165H96ZM185 164V165H186ZM10 165V166H9ZM29 165V166H28ZM44 165H46L45 169L46 170H42L44 169ZM49 165V167H48ZM217 165V166H215ZM246 165V166H245ZM16 166V167H15ZM28 166V167H27ZM31 166V167H30ZM59 166V167H58ZM69 166V165H68ZM87 166H89V168H86ZM4 167V170L1 169ZM49 169H48V168ZM231 167V168H230ZM254 167V169H253ZM259 167V168H258ZM20 168V169H19ZM29 168V169H28ZM36 168V169H34ZM59 168V169H58ZM49 172H48V170ZM80 169V168H79ZM78 169V170H79ZM87 169V171H85ZM89 169V170H88ZM253 169V171H252ZM10 170V171H9ZM19 170V171H18ZM42 170L43 173L40 171ZM56 170V172H55ZM82 170V169H80ZM245 172H244V171ZM258 170V171H257ZM19 172V175H18V172ZM33 171V172H32ZM176 170L173 169V172H175ZM238 171V172H237ZM261 171V172H260ZM7 174H6V173ZM177 172V171H176ZM175 172V173H176ZM233 172V173H232ZM237 172V173H236ZM263 172V173H262ZM16 173L18 176H16ZM25 173V174H24ZM27 173V174H26ZM35 173V174H34ZM55 173V175H54ZM80 173V172H79ZM96 173V172H95ZM175 173H173L175 175ZM243 173V174H242ZM5 174V176L9 175L6 179L7 180H10L7 181L5 178L1 179L2 175ZM34 174V175H32ZM57 174V175H56ZM81 174V173H80ZM237 174V175H236ZM259 174V175H258ZM14 175V177H13ZM53 175V176H52ZM61 175L63 178H61ZM201 175V174H200ZM247 175H249L247 177ZM252 175V176H251ZM253 175L254 176V179H253ZM4 176V175H3ZM4 176V177H5ZM22 176V177H21ZM98 176V177H97ZM101 176V178H99ZM117 176V175H116ZM260 176V177H259ZM24 177V178H23ZM41 177V178H40ZM52 179H51V178ZM114 177V178H113ZM252 177V178H251ZM257 177V179H256ZM16 178H17V181H16ZM59 178V179H58ZM97 178V179H96ZM113 178V179H111ZM116 178V179H115ZM198 178V179H197ZM196 178V182L197 183H200L203 178H204V175H201L199 177ZM201 178V179H200ZM232 179V177H230ZM259 178V179H258ZM63 179V180H61ZM100 179V180H99ZM109 179V180H108ZM245 179V180H244ZM250 179V180H249ZM2 180V182H1ZM66 180V181H65ZM96 180V182L94 181ZM101 183H99V181ZM102 180V181H101ZM114 180V181H113ZM247 180V181H246ZM249 180V181H248ZM5 181V183H4ZM14 181V182H12ZM62 185L64 184H67L69 181V183H76V189L79 188L78 190L82 191V189H80L81 187L83 188H87V185L89 186L90 190H91V197H90V200H87L86 201H82L81 203L82 204H79L78 201L77 203L73 202L71 199H73L72 197H70L71 199H69V195L72 196L73 194H70V192L66 193L68 194V197L66 195V198L63 197L65 196L64 194L61 196V202L60 204H57L55 205L56 203H51L53 204L54 206L56 207H51L50 208V202L51 200H48V202H42V200H38L37 202H40L41 204V207L44 205V212L48 209H51L49 210L50 212L52 213H49V211H46V213L44 212H38L37 209L39 208H33L32 207V211H30V206L28 208H17L15 210V207L19 204H21L19 201L20 199L21 200H24L23 203L26 202V199L28 198L30 201L31 199L35 200L38 199L41 194H43L42 192H46L47 190L49 191V189L51 190V192H53L52 194L55 196H58L60 194L59 192V189L58 187H56L57 184H59L60 182H62ZM65 181V182H64ZM76 181V182H75ZM113 181V182H112ZM117 181V182H116ZM252 181V182H251ZM256 181V182H255ZM260 183H259V182ZM8 182V183H7ZM103 182V183H102ZM111 184H110V183ZM7 183V184H6ZM28 185H26V184ZM30 183V184H29ZM35 183V184H33ZM37 183V184H36ZM41 183V184H40ZM88 183V184H86ZM115 183V185H114ZM5 184V185H4ZM45 186H44V185ZM48 184V185H47ZM104 184V185H103ZM215 184V183H214ZM260 184V185H259ZM23 185V186H22ZM53 188H52V186ZM55 185V186H54ZM114 185V186H113ZM139 184H132V186H136V187H133L135 189H137L136 191L140 194L138 195V199L134 202V206L131 205L133 208L134 207H138L141 203V202H144L146 200H148L149 203L152 197V195L150 194L149 191H146L147 189L144 188L143 186L140 187V185L138 186ZM256 185V186H255ZM16 186V187H15ZM25 186H28V187H25ZM43 186V187H42ZM51 186V187H50ZM95 186V187H93ZM245 186V187H244ZM249 186V187H248ZM258 186V188H256ZM12 189V190H10ZM34 187V188H33ZM45 187V188H44ZM48 187V188H47ZM50 187V188H49ZM140 187V189H138ZM198 187V185H197ZM201 187V185H200ZM255 187V188H254ZM18 188V190H17ZM20 188V189H19ZM22 188V189H21ZM33 188V189H32ZM44 189V191L40 190L39 189ZM92 188V189H91ZM101 188V189H100ZM144 188V189H143ZM203 188V191H204V187ZM201 188V189H202ZM5 189V190H4ZM16 189V191L14 190ZM32 189V190H31ZM37 189V190H36ZM46 189V190H45ZM84 189V190H85ZM99 189L100 193L101 194H96L95 191H97ZM144 191H143V190ZM8 190V191H7ZM23 193H22V191ZM34 190H36L34 192ZM123 190V189H122ZM4 191V192H3ZM10 191H14V192H10ZM31 191L34 193H32L31 195ZM39 191V192H38ZM103 191V192H102ZM109 191V192H107ZM5 192H7V195L5 194ZM10 192V194H9ZM16 192V193H15ZM19 192V193H18ZM30 192V193H29ZM38 192V193H36ZM41 192V193H40ZM58 192V193H57ZM74 192V191H73ZM142 192V193H141ZM196 192V191H195ZM4 193V194H3ZM16 194L14 196H10L12 194ZM19 194V197L21 195H23V197L21 196L20 198H18V194ZM35 193H36V196H35ZM80 193V192H79ZM124 193V194H123ZM202 193V192H200ZM199 193V194H200ZM58 194V195H57ZM144 196H143V195ZM34 197H31L33 196ZM39 195V197L37 196ZM44 196V195H43ZM146 196V197H145ZM203 198H201V197ZM196 195L195 198L197 197V200L193 197H187L188 201L187 204H185V207L183 208H188V210L186 211L185 213V218H188L186 216H189V214H191L190 212H188L190 210L189 207H191V212L193 211V208L192 206L198 208L199 207V210L200 212L206 208L208 206V204L211 203V198H206V194L205 193H202V195ZM262 195H260V198H256L254 200H249L248 199H245L242 201L241 205L239 204L241 202L238 201L237 203H231L230 206H228L227 208L229 209H226L225 211L223 210V212H219V215L222 216L223 214H225L226 212H230V210H233V208H237V209H240V211H242V214L244 216H246V218L248 217V215H250L251 217H253L252 215H254L257 219V225H260V226H263L264 227V197L262 198L261 197ZM5 197V198H4ZM6 197H9L6 199ZM14 197V198H13ZM254 197H257V196H254ZM16 198V199H15ZM23 198V199H22ZM63 198V199H62ZM65 198V199H64ZM100 201H97L95 199H97ZM199 198V199H198ZM3 199V200H2ZM6 199V200H5ZM13 199V201H12ZM19 199V200H18ZM69 199V201L67 200ZM79 199V198H77ZM107 199V200H106ZM113 199V200H112ZM144 199V200H143ZM195 199V200H194ZM223 199V198H222ZM220 199L219 200V203L218 205H223V203L225 202V199ZM8 202L6 203L5 201ZM106 200V201H105ZM143 200V201H142ZM191 200V201H190ZM28 201V200H27ZM65 202V207L63 206L62 207V204ZM73 203H72V202ZM104 201V202H102ZM108 201V202H107ZM114 201V202H113ZM134 199H131V202H133ZM140 201V202H139ZM196 201V203H195ZM205 203H204V202ZM223 201V202H222ZM247 201V202H246ZM260 201H263L260 205ZM4 202L6 203V205L4 204ZM12 202H14L15 204H13ZM19 202V204H18ZM53 202V201H52ZM68 202V203H66ZM102 202V203H101ZM113 202V204H111ZM147 202V203H148ZM203 202V203H202ZM208 202V203H207ZM6 206L5 208L2 206L3 204ZM94 203H99L98 205H95ZM105 204L104 208H103V205ZM200 204V206L197 205ZM43 204V205H42ZM47 205V208H45V206ZM68 204H70L68 206ZM191 204V205H190ZM249 204V205H248ZM253 204V205H252ZM13 205V207L11 206ZM61 205V207H60ZM109 205V206H108ZM113 205V206H112ZM115 205V206H114ZM137 205V206H136ZM155 205V204H154ZM189 205V206H188ZM239 205V207H238ZM257 205V206H256ZM8 206V207H7ZM15 206V207H14ZM34 206H37L36 204ZM39 206V205H38ZM37 206V207H38ZM49 206V208H48ZM74 206H75V210H74ZM127 206V207H126ZM187 206V207H186ZM204 206V207H203ZM236 206V207H235ZM100 207V208H99ZM120 207V208H119ZM125 209L123 210L122 209ZM126 207V208H125ZM251 207V208H250ZM262 207V208H261ZM7 208V209H6ZM14 208V209H13ZM43 208V207H42ZM53 208H58L54 211ZM84 208V210H83ZM106 208V209H105ZM120 210H119V209ZM139 208V207H138ZM208 208H211V207H208ZM4 210L3 212H1V210ZM6 209V210H5ZM28 209V210H27ZM33 209H36V211L38 212V214L42 213V218L41 216L38 217L39 215H37L36 211L33 210ZM72 209V210H71ZM88 209V210H87ZM116 209V210H115ZM244 211H243V210ZM256 209H259V210H256ZM66 210V212H65ZM71 210V211H70ZM175 207H170V209L167 211L169 217L173 216V217H178L179 216V210L176 209L175 211ZM211 210V213H214V208H212ZM14 211V212H13ZM16 211V212H15ZM22 211V213H21ZM29 211L31 214H29ZM79 211V212H78ZM105 211V212H104ZM120 213L118 214L117 212ZM48 212V213H47ZM111 212V213H110ZM115 212V213H114ZM178 212V213H177ZM225 212V213H224ZM7 213V214H6ZM12 213V214H11ZM16 213L17 216H16ZM25 213V214H24ZM57 213V214H56ZM81 213V214H80ZM91 213V214H90ZM122 213V214H121ZM222 213V214H221ZM60 214V215H59ZM69 214V215H67ZM114 214V215H112ZM172 214V215H171ZM175 214V215H174ZM177 214V215H176ZM252 214V215H251ZM6 215V216H5ZM15 215V216H14ZM30 215V217H29ZM33 215H36V216H33ZM53 215V216H52ZM91 215V216H89ZM5 216V217H4ZM22 216V217H20ZM33 216L32 219H34V221L32 219H30L31 217ZM53 218H52V217ZM104 216L106 217H109V216H112L111 218L109 217V220H107V223L106 222V219L107 217L104 219ZM199 216V214H198ZM249 216V217H250ZM4 217V218H3ZM7 217V218H6ZM10 217V218H9ZM15 217V218H14ZM19 217V221H23L22 218H26L24 220H26L25 222H19L17 220V218ZM28 217V218H27ZM35 217V218H34ZM38 217V218H37ZM47 217V218H46ZM64 217V219L62 218ZM67 217V219H66ZM69 217V218H68ZM9 218V219H8ZM13 218L15 221H13ZM40 218V219H39ZM263 218V219H262ZM7 221H6V220ZM28 219V220H27ZM100 219V220H99ZM124 219V218H122ZM171 219V218H170ZM203 218H198L197 219V223L198 225L200 226L201 222L200 220H202ZM5 220V221H4ZM30 220V221H29ZM47 220V222H46ZM89 220V221H88ZM96 220V222H95ZM103 220V221H101ZM148 225H150V223L153 224L154 222V218L152 216H150V219L148 218ZM260 220V221H259ZM12 221V223H11ZM28 221V222H27ZM33 221L32 223H29ZM38 222V224L36 225V222ZM42 221V222H41ZM45 221V222H44ZM82 221V223H81ZM101 221V222H100ZM15 222V224L17 223H20L21 225L17 224V225H12L13 223ZM27 222V223H26ZM44 222V223H43ZM56 222V223H54ZM88 222V223H87ZM98 222V223H97ZM124 222V223H123ZM261 222V223H260ZM4 223V225H2ZM23 223V224H22ZM42 223V224H41ZM75 223H80L79 225ZM90 223L93 224V225H89L88 224ZM95 223L96 225H100L99 227L97 226L95 228ZM105 223H107L108 225L105 226ZM6 224H8V227L10 225V227H6ZM29 224V225H28ZM41 224V227H39V225ZM67 224V225H66ZM101 224H104L101 225ZM126 224V225H125ZM152 224L150 225L152 227ZM12 225V226H11ZM25 225V227H23ZM43 225V227H42ZM46 228H45V226ZM65 225V227H64ZM110 225V226H109ZM120 225L123 227H120ZM2 226V227H1ZM19 226V227H18ZM27 226V227H26ZM80 226V227H79ZM4 227V229H2ZM13 227V229H12ZM31 227V228H30ZM39 229H38V228ZM77 227L79 229H77ZM91 227H94L95 230H91L89 228ZM108 228V230L106 231V229L104 228ZM112 227V228H111ZM113 227L115 228L113 230ZM120 227V228H118ZM128 227V228H127ZM262 227V229L260 231L257 232L256 235H253L252 237L250 236L249 240L250 241H253V240H257V246L259 247L260 245V248L261 247V244L262 242L264 241V228ZM15 228V229H14ZM21 228V229H20ZM23 228V229H22ZM42 228V229H41ZM48 228V229H47ZM99 228V229H97ZM117 228V229H116ZM9 229V231H8ZM38 231V234H37V231ZM68 229V231L66 230ZM87 229V230H86ZM97 229V230H96ZM124 231H123V230ZM4 233H6L5 235L2 234L3 232L1 231H4ZM33 230V231H31ZM40 230V231H39ZM82 230V231H81ZM85 230V231H84ZM103 230V231H102ZM113 230V231H112ZM117 230V231H116ZM134 230V232L132 231ZM159 230V227H155L154 228V231H157ZM10 231H14V232H10ZM28 231V232H27ZM75 231L76 234H75ZM106 231V233L104 234L105 238L109 239L106 240L103 242L102 239H105L104 237H102V234ZM109 231V232H108ZM112 231V232H111ZM126 231V232H125ZM128 231V232H127ZM262 231V233H261ZM9 232V233H8ZM25 234L24 236H20V233ZM53 232V233H51ZM95 232V233H94ZM97 232V233H96ZM103 232V233H102ZM114 232V234H113ZM118 232V233H117ZM11 233V234H10ZM15 234V237L13 234ZM30 235H29V234ZM51 233V234H50ZM110 233V234H109ZM116 235V236H112L111 235ZM119 233H121L119 235ZM9 236H8V235ZM19 234V235H18ZM27 234V236H26ZM69 234V235H68ZM85 234V236H84ZM92 234V235H90ZM95 234V235H94ZM109 234V235H108ZM189 234V233H187ZM4 235V236H3ZM11 235V236H10ZM38 235V236H37ZM88 235V237H87ZM94 235V236H93ZM98 235V238L96 237ZM111 235V236H110ZM123 235V236H121ZM259 235V236H258ZM262 235V236H261ZM18 236V237H17ZM30 236V237H29ZM37 236V237H36ZM46 236V237H45ZM80 236V237H79ZM215 236V238L213 237L212 239H207L205 238V236H201L200 238L201 239H198V241H196L195 244H192L190 246V248L193 250V248H196V246H198L196 249H200L201 251H204L206 255H211V253H213L214 249H212L210 251V253L208 252L212 247H216L217 249H219L221 246V236ZM3 237L4 238H8L6 242V239L5 241L3 240ZM15 238L14 241L11 240V238ZM32 237V238H31ZM83 237V238H82ZM92 238L93 241L95 240H98L99 241L97 242H93L96 243L95 245H97L99 247V249H96L94 247H91L90 249V246L89 248L87 247V242L90 241ZM116 239V237H119L118 239ZM25 238V239H24ZM36 238V239H35ZM155 238V237H154ZM204 238V239H203ZM30 239V241H29ZM35 239V240H34ZM252 239V240H251ZM17 240V241H16ZM28 240V241H27ZM86 240H88L87 242H85ZM122 240V241H121ZM204 240V242H202ZM215 240V241H214ZM3 241L5 243H3ZM13 241V242H12ZM32 241V242H31ZM41 241V243H40ZM116 241V242H115ZM121 243H119V242ZM150 241V239H149ZM154 241V240H153ZM35 242V243H34ZM37 242V243H36ZM39 242V243H38ZM84 242V243H83ZM115 242V243H114ZM151 244L153 245V252L151 254H156L155 251L158 250V242L155 241L156 243H152V241H150ZM202 242V243H201ZM213 242V243H212ZM8 243V244H6ZM14 243V244H12ZM50 245H49V244ZM83 243V244H82ZM85 243H86V246H85ZM99 243V244H98ZM105 243V244H103ZM110 243V244H109ZM115 245H114V244ZM119 243V244H118ZM204 243V244H203ZM212 243V244H211ZM5 249H4V247ZM17 244V245H16ZM80 244V245H79ZM103 244V245H102ZM150 244V243H149ZM210 246H209V245ZM8 245V246H7ZM16 245L15 248H13L14 246ZM19 245V246H18ZM41 245V246H40ZM42 245L44 247H42ZM69 245V246H68ZM85 247V249L83 248H79V247H82V246ZM94 245V246H95ZM107 245V246H105ZM109 245H111L109 247ZM116 247H114V246ZM157 245V246H155ZM205 245H207L205 247ZM264 245V243H263ZM18 246V247H17ZM38 246H40L42 248H40V254H39V249L37 250H34L36 249V247L38 248ZM49 246V247H48ZM64 246V247H63ZM96 246V247H97ZM204 246V247H203ZM218 246V247H217ZM3 247V248H2ZM7 247V248H6ZM48 247V248H47ZM63 247V248H62ZM73 247V248H72ZM97 247V248H98ZM103 247V248H102ZM185 247L186 245H180V248L181 250H178L179 252H184L185 250ZM67 248V249H66ZM72 248V249H71ZM79 251H77L78 249ZM105 248V249H104ZM108 248H111L109 251L110 252H105L104 253L102 252L103 250H106ZM258 248L257 251L260 249ZM27 249V250H26ZM64 249V250H63ZM66 249V250H65ZM77 249V250H76ZM88 249H89V252L91 253H88ZM94 249L95 253H93L94 251H92ZM96 249V250H95ZM119 249V250H118ZM3 250H6L3 252ZM11 250V251H10ZM14 250V251H13ZM28 250L30 251L29 253H31L32 257L30 254H28ZM44 250V251H43ZM72 251V250H75L74 251V254L73 253H69L68 251ZM86 251L84 253L86 254H81L82 251ZM195 250V249H194ZM207 250V252H206ZM35 251V252H34ZM47 251V252H46ZM56 251V252H55ZM81 251V252H80ZM97 251L99 252L100 251V256L99 254L97 253ZM196 251V250H195ZM11 252H15V253H11ZM46 252V253H45ZM58 252V253H57ZM60 252V254H59ZM69 255H67L68 253ZM73 252V251H72ZM80 252V253H79ZM10 253H11V256H10ZM25 253H27V255L29 256V258H26L27 255H25ZM50 253V254H49ZM56 253V254H55ZM65 255H64V254ZM83 253V252H82ZM103 253V254H102ZM106 253V254H105ZM5 256H3V255ZM16 254L17 257L15 256ZM73 254V255H71ZM78 254V255H77ZM79 254L82 255V257L85 255L86 256V259L85 257L81 258V256L79 258H77L79 256ZM91 254H95L94 257L91 259ZM110 254V255H109ZM25 255V257H24ZM43 255V256H42ZM56 255V256H54ZM58 255V256H57ZM64 255V256H63ZM71 255V258H69ZM106 255H109V256H106ZM3 256V257H2ZM9 256V257H8ZM15 256V258H14ZM23 258H22V257ZM27 256V257H28ZM35 256V258H33ZM45 256V257H44ZM52 256H54L52 259ZM62 256V257H61ZM69 256V257H67ZM106 256V257H105ZM256 256V255H255ZM2 257V258H1ZM20 259H19V258ZM40 257V258H38ZM46 257H47V260H46ZM61 259H60V258ZM90 257V259H89ZM114 257V258H113ZM117 257V258H116ZM18 258V259H17ZM26 258V259H25ZM51 258V259H50ZM56 258H59V259H56ZM65 258H68V260L71 262H69L67 259ZM76 258V259H75ZM96 258V259H95ZM100 258V259H99ZM162 259H164V257H160ZM2 259V261H1ZM4 259V261H3ZM6 259V260H5ZM13 259H17V262L20 260L21 262H16V261H13ZM49 259V260H48ZM80 259H82L83 261H80ZM85 259V260H84ZM103 259V260H102ZM33 260V262H32ZM51 260V261H50ZM53 260H57L55 262H53ZM59 260V261H58ZM60 260H62L63 262H61ZM64 260H67V261H64ZM75 260V262H74ZM87 260H89L87 262ZM126 260V261H125ZM246 260V261H245ZM95 261V262H93ZM97 261V262H96ZM105 261V262H104ZM82 262V263H80ZM114 262V264H116ZM243 260L241 259V261H239L240 264H264V258L262 259H259L256 258L255 260L253 259L251 262H249L246 258L244 259V262ZM254 262V263H253ZM25 263V264H26ZM43 262H40L39 260V264H42ZM45 264V263H43ZM236 264V263H235ZM238 264V262H237Z\"/></svg>",
	"mask_w": 264,
	"mask_h": 264
}]
</instances>
